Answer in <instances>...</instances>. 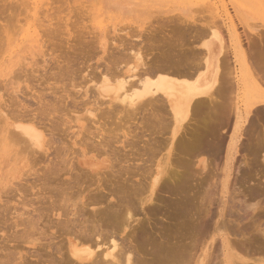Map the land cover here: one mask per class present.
I'll return each instance as SVG.
<instances>
[{
	"label": "bare ground",
	"instance_id": "1",
	"mask_svg": "<svg viewBox=\"0 0 264 264\" xmlns=\"http://www.w3.org/2000/svg\"><path fill=\"white\" fill-rule=\"evenodd\" d=\"M15 1H20V0H15ZM62 1V0H61ZM93 1V0H92ZM128 1V2H127ZM130 1L131 0H126V1H124V0H113V7H114V9H117V8H124V9H133L132 8V6H131V4H130ZM0 2H2V1H0ZM3 2H6V3H3V5L4 4H6L5 6L7 7V4H9V2L6 0V1H4L3 0ZM26 2V1H25ZM25 2H23V4L25 3ZM51 2H53V1H51ZM56 3H60V1H55ZM82 2V1H81ZM134 2V1H133ZM12 4H13V2H11ZM28 1L25 3L26 5H27V7H28ZM54 3V2H53ZM62 3L63 2H61V5H62ZM96 3H97V0H96ZM12 4H10V6L8 7V8H10L11 7V9H13L14 11H17V12H19L18 14H20V11H23V10H21L20 9V7H19V5L17 6V7H19V8H17V9H20V10H16V8H12V6L13 7H15L17 4L16 3H14L13 5ZM19 4H20V2H19ZM46 4V3H45ZM52 4V3H51ZM65 4V3H64ZM64 4H63V6H64ZM84 4V3H83ZM110 5V1L108 0V1H106V6L107 5ZM135 4V3H134ZM12 5V6H11ZM25 5V6H26ZM49 5H50V3H49ZM54 5H55V3H54ZM108 5V6H109ZM5 6H3V7H5ZM107 6V7H108ZM134 6V5H133ZM137 6V5H136ZM2 7V8H3ZM56 6H54V8H55ZM58 7V6H57ZM86 7H88V6H86ZM96 7V6H95ZM234 7L235 8H237V9H239L238 7H237V5L236 4H234ZM22 8V7H21ZM59 9H61V7H58ZM64 8V7H63ZM68 8V7H67ZM85 8V7H84ZM4 9V8H3ZM2 9V10H3ZM56 9V8H55ZM104 9V8H103ZM2 10H0V13L1 12H6V10H7V8H5V10L4 11H2ZM54 10V9H53ZM57 10V9H56ZM63 10V9H62ZM83 10H87L86 8L85 9H83ZM82 10V11H83ZM8 12H9V10H7ZM10 11H12V10H10ZM13 11V12H14ZM61 11V10H60ZM5 12L4 13H2V14H4L5 15ZM7 12V13H8ZM12 12V13H13ZM16 12V13H17ZM25 12V11H24ZM46 12V11H45ZM55 12V11H54ZM53 12V13H54ZM59 12V11H58ZM84 12V11H83ZM82 12V13H83ZM11 13V12H10ZM16 13H14V16H12V19L10 20V18H9V13L8 14H6L8 17V19L10 20V21H12L14 18L13 17H15V18H17L16 17ZM22 13V12H21ZM43 13V12H42ZM48 13H49V11H48ZM56 13V12H55ZM61 13V12H60ZM90 13V12H89ZM2 14H0V16L2 15ZM23 14H25V13H23ZM23 14H20V16L22 15L23 16ZM51 14H52V12H51ZM50 14V15H51ZM59 14V13H58ZM3 15V17L5 18V16ZM11 15H13V14H11ZM42 15V14H41ZM77 15H79V14H75V17H77ZM90 15V14H89ZM25 16V15H24ZM27 16V15H26ZM49 16V15H48ZM56 16V15H55ZM54 16V17H55ZM60 16H61V14H60ZM79 16H81V15H79ZM78 16V17H79ZM86 16V15H85ZM3 17H1L2 18V20H4L3 19ZM22 18V17H21ZM88 18V17H87ZM6 19V18H5ZM59 19V18H58ZM58 19H57V21H58ZM60 19L62 20V18L60 17ZM60 19H59V21H60ZM80 19V18H79ZM82 19V18H81ZM85 19V18H84ZM83 19V20H84ZM9 20H7V22L8 23H13L14 22V20L16 21L17 19H14L13 20V22H10ZM38 20V19H37ZM55 20H56V18H55ZM76 21H78V19L76 18L75 19ZM91 20V19H90ZM178 20L179 19H177V22H178ZM190 20V19H189ZM189 20H187V21H184L185 23H183V25H188V23H189ZM5 21V20H4ZM17 21H19V17H18V20ZM76 21H75V23H76ZM89 21V20H88ZM169 21V20H168ZM172 21V20H171ZM193 21H194V19H193ZM196 21V20H195ZM20 22L22 23V21L20 20ZM54 22V21H53ZM52 22V23H53ZM72 22V21H71ZM174 23L176 22V21H173ZM183 22V21H182ZM187 22V23H186ZM17 23V22H16ZM55 23V22H54ZM53 23V24H54ZM57 23V22H56ZM59 23V22H58ZM79 23H81V22H79ZM87 23V22H86ZM190 23L192 24L193 22L192 21H190ZM196 23H197V21H196ZM7 24V23H6ZM6 24H4V25H6ZM11 24H9L8 25V28H11L10 27V25ZM14 24V23H13ZM20 24V23H19ZM18 24V25H19ZM48 24V23H47ZM46 24V25H47ZM78 24V23H77ZM164 24V23H163ZM162 24V25H163ZM171 24V23H170ZM169 23H167V25H169L170 27H171V25H170ZM245 24H248L247 22H245ZM17 25V24H16ZM23 25V24H22ZM26 25V24H25ZM40 24H38V26H39ZM63 25V24H62ZM61 25V23H60V25H58L57 27H59V26H62ZM72 25V24H71ZM75 25V24H74ZM83 25H85V23L84 24H82V26ZM162 25H160V26H162ZM179 25V24H178ZM192 25H194V24H192ZM191 25V26H192ZM206 25V24H205ZM213 25V24H212ZM13 26V25H12ZM43 26H45V25H43ZM48 26L49 25H47L46 26V28H48ZM166 26V25H165ZM175 26V25H174ZM173 26V27H174ZM191 26H189V28L191 27ZM195 26V25H194ZM192 26L191 28L192 29H194V28H198V26ZM211 26V25H210ZM215 26V25H214ZM249 26V25H248ZM14 27H15V25H14ZM74 27V26H73ZM79 27V26H78ZM83 27H85V26H83ZM162 27H164V26H162ZM173 27H172V30H170L171 32L173 31ZM176 27H179V26H176ZM176 27H174V28H176ZM180 27H182V24L180 25ZM180 27L178 28V31H177V28H176V31L175 32H180ZM207 27H208V25H207ZM215 27H217V26H215ZM1 28H2V24H1ZM1 28H0V33H1ZM46 28H44L45 29V37L46 36H49V34H51L50 32H49V29H48V31L46 30ZM50 28V27H49ZM63 28V27H62ZM76 29H77V27H75ZM165 28V27H164ZM183 28V27H182ZM184 28H186L187 29V27H185L184 26ZM189 28H188V30H187V32L189 31V35L186 33V31H185V33H186V35H184V36H186V37H190V34H191V36L192 35H194V34H192L193 32H194V30H192L191 32H190V30H189ZM196 28V29H197ZM202 28H204V27H202ZM251 28H252V26H251ZM58 29H60V28H58ZM57 28H56V30H58ZM166 29V28H165ZM164 29V30H165ZM185 29V30H186ZM201 29V28H200ZM200 29H197L196 30V32L198 31V30H200ZM211 29H215V28H212L211 27ZM11 30H12V28H11ZM43 30V29H42ZM75 30V29H74ZM73 30V31H74ZM80 30V29H79ZM184 30V29H183ZM201 30H203V29H201ZM200 30V31H201ZM206 30V31H205ZM205 30L203 31L204 33H206V32H208L207 31V29H206V26H205ZM253 30V29H252ZM35 31V30H34ZM51 31V30H50ZM53 31V30H52ZM59 31L60 30H58V34H59ZM75 31H77V30H75ZM199 31V33L200 34H198V33H196L194 36H196L197 37V35L199 36V35H201L202 36V34L204 35V33L203 32H200ZM220 31V30H219ZM46 32H48V33H46ZM162 32V31H161ZM164 32V31H163ZM175 32H174V35H175ZM210 32V31H209ZM38 33V32H37ZM37 33H35V34H37ZM79 33H80V31H79ZM173 33V32H172ZM181 33V32H180ZM254 33V32H253ZM48 34V35H47ZM163 34V33H162ZM178 34L179 33H177V36H178ZM210 34V33H209ZM1 35H2V33H1ZM0 35V36H1ZM67 35V34H66ZM137 35V34H136ZM164 35V34H163ZM170 35H172L171 33H170ZM170 35H168V37L170 36ZM173 35V36H174ZM181 35V37L180 36H178V37H180V38H178V40L180 39V42L178 43V47L180 46L179 44H181V48L180 49H176L177 48V43H176V41H175V36L173 37V39H174V41L173 42H175L174 44H173V42H170V46L172 45H174L175 46V48L174 47H168V53H167V55H166V53H165V55L164 54H162L161 52L163 51H161L160 53L162 54V56L164 57V58H162V59H160L159 57H157V56H155V57H157L156 59H160V60H156L155 59V57H152L153 59H155L156 60V62H155V60H154V64H155V66H156V69L159 71V73L157 74V75H155V74H152L151 73V75H152V77H150L151 75H147V74H150L148 71L149 70H151V67H153V65L151 66L149 63L147 64V61L145 62L144 60L142 61V65H141V67L143 66V68L141 69H136L137 71H135V73H136V75H138L139 73V70H145L144 72H148V73H146V76L145 77H142V75L140 74V78H139V80H136V78L134 79V81L136 82V81H138V82H136V83H138L139 84V87H135V88H133L134 87V85L132 84V83H134L135 84V82H133V80H132V83L130 82L131 81V79L129 80V78H130V76L129 75H127L126 73V75L127 76H129V77H122V78H120L118 81H115V80H113V79H110L109 78V75L111 74H109L108 75V69H107V71H103V74H104V72H106L107 74L106 75H103L102 77H101V75L99 74V77L101 78V80H100V78H98V75H96L95 76V78H96V81H94V82H97L98 81V79L100 80V83L97 85V84H94L93 86L96 88L97 87V89H98V91H99V94L101 95V96H105L106 94H107V96H109L110 95V93L111 92H113L114 94H115V98L114 99H119L123 104H125L126 106H125V108H124V110L126 109V108H128L127 107V105H129V107L130 106H132V108H131V111H129V109L130 108H128V109H126L127 111H125V113H123V112H121L122 114H123V116H124V114H126V112H127V114L129 115V114H133V115H136V114H138V113H136V109H138V108H144L143 110H140V111H144L145 110V107H144V105H143V103H145V102H152V101H154V105L156 106V104H157V110L158 111H160L159 110V108H161V110H163L162 111V113H160L159 114V112H156L155 110L153 111L154 113H152L151 112V109H156V107H154V105L153 106H146L147 107V109L146 110H148V108H150L149 110H150V112H148V111H146V112H148L147 114L148 115H144L146 112L144 111L142 114L144 115V118H143V121L144 122H142V120H141V122L142 123H144L146 126V128L149 130V128H152V129H154L155 127H154V125H156L157 123V127L156 128H158L159 126V123H160V125L162 124V120L164 119V120H167L168 121V114H170V117H171V119H172V121L171 122H174V124H175V127L172 129V142L170 143L171 144V147H169V148H171V150H172V146H174L175 148L177 147V149L179 148V149H181V152L182 151H187L188 153H197V155H199V157H201V158H196V161L199 163L198 165H200L201 166V168L204 170L205 168H206V166H207V161H206V158L205 157H202V156H209V157H211V158H214L215 156H218V155H220L219 157H221L222 155H221V150H223V146H225L224 144H223V142L225 141V138H227L226 136H228V134H226V132L228 133V131H230V128H229V130H228V125L227 124H231L232 122V120L234 119V132L230 135V142H229V144H228V146H227V151H228V155H230L231 157V159H233L234 157H238L239 156V154L243 151H241V149L244 147H247V146H245V145H249V148L248 149H250L251 148V150L249 151V152H251L252 150H254V149H256V151L257 150H261L262 151V159H260L261 157H258L259 158V160H262L261 162V164L262 165H264V119H262V117H264V72H263V70H264V47H262L261 45H263L264 44V40H263V37H262V35H261V37H260V35H259V33H257L256 32V34H253V36H257V38L259 39V40H261V47H258V48H261L262 49V51H261V49H260V51H258L257 50V48L256 49H254V50H257L258 52H256L257 54H260L259 52H261V54H260V59L257 57V56H255V55H253V54H251V55H253L252 57H257L258 59H256V58H252V57H250L251 55H250V51H252V50H250V51H246V49H244V47H243V45H244V43L242 44V41L240 40V39H238L237 37L235 38V41H234V44L236 45V50L238 49V51L236 52V59L238 60V61H240L241 62V64H242V66L246 69V71H245V73H244V75H245V77L243 78V79H238L237 77H235V78H237L238 80H236V81H233V82H231V81H229V82H227V79H225V78H227V76H223L224 75V69L222 68V67H224L223 65H222V67H220V69L221 70H223V71H220L221 72V74H223L222 76V78H224L223 79V81H222V78H221V76H220V78H218L217 77V74H215L214 76H213V78L212 79H207L206 77H204L201 73H199V75L194 79V80H188V79H185V78H178L177 76H176V74H174V71H176L177 70V68H179L180 66H181V68L179 69L180 70V73H182V74H184V75H186V74H188L189 73V75L188 76H186V77H188L189 78V76H190V70H187V71H184L187 67L189 68V66L192 64L190 61L189 62H186V61H188L189 60V56H185V57H189L187 60L185 59V57H183V56H181V54H185V52H187V50H186V48L184 47L185 45H187V44H189V42H190V44L189 45H187V47L188 46H190L191 47V49H192V43L191 42H193V41H188V43H187V40H188V38H186V40L184 39V38H182V35H183V31H182V33L180 34ZM206 35H208V34H206ZM212 35L215 37V38H220V33L218 32V31H216V30H214L213 32H212ZM6 36V35H5ZM4 35L3 36H1L0 38V40L1 41H3V43H4V40L5 41H7V39H8V36L7 37H5ZM40 36V35H39ZM43 36V35H42ZM77 36H79L80 37V34H78ZM82 36V35H81ZM177 36H176V39H177ZM183 36V37H184ZM193 36V37H194ZM34 37H35V35H34ZM53 37V36H52ZM76 37V36H75ZM75 37H74V39H75ZM155 37V36H154ZM167 37V36H166ZM165 37V38H166ZM167 37V38H168ZM196 37H194V39H192V40H195L196 39ZM203 37V36H202ZM201 37V38H202ZM205 37V36H204ZM203 37V38H204ZM212 37V36H211ZM239 37V36H238ZM4 40H3V39ZM38 38V37H37ZM49 38H51V35H50V37ZM55 38H56V36H55ZM124 38V37H123ZM150 38V37H149ZM156 38V37H155ZM154 38V39H155ZM164 37H163V39L162 40H164L165 39ZM182 38V39H181ZM197 38H199V40H196L197 41V43L201 40L200 39V36L199 37H197ZM206 38V37H205ZM241 38V37H240ZM40 39H41V37H40ZM53 39V38H52ZM57 39V38H56ZM55 39V40H56ZM80 39V38H79ZM172 39V38H171ZM183 39H184V42H183ZM252 39H254V38H252ZM73 40V39H72ZM150 40V39H149ZM168 40V39H167ZM170 40V39H169ZM169 40H168V42H169ZM203 40V39H202ZM224 40V39H223ZM251 40V39H250ZM35 41V40H34ZM40 41V40H39ZM54 41V40H53ZM57 41V40H56ZM56 41L55 42H53V43H51V44H55L56 43ZM73 41H75V40H73ZM80 41V40H79ZM151 41V46H153L152 45V41H153V39L152 40H150ZM165 41H166V39H165ZM164 41V42H165ZM172 41V40H171ZM182 41V42H181ZM219 41V40H218ZM222 41V40H221ZM227 41V40H226ZM252 41V40H251ZM251 41H249V42H251ZM38 42V41H37ZM52 42V41H51ZM76 42H77V40H76ZM82 42V41H81ZM124 42V41H123ZM157 42V41H156ZM160 42H162V44H164L163 43V41H161L160 40ZM201 42V41H200ZM224 42H225V40H224ZM227 42H229V40L227 41ZM0 43V46H2V47H4V44H6V43ZM75 43V42H74ZM109 43V42H108ZM141 43V42H140ZM182 43H184V44H182ZM196 43V42H195ZM210 43H212V42H210V41H208V42H204L203 43V46L206 48V50L208 49L209 51H210ZM3 44V45H2ZM57 44H58V42H57ZM110 44V43H109ZM223 44H225V43H223ZM10 45V44H9ZM47 45H48V43H47ZM79 46L81 45V43L80 44H78ZM131 45V44H130ZM129 45V46H130ZM222 45V44H221ZM226 45L228 46L229 44L227 43V44H225V47H226ZM56 46V45H55ZM76 46V43H75V45H74V47ZM128 46V47H129ZM194 46V45H193ZM223 46V45H222ZM233 46V45H232ZM2 47H0V51H2ZM10 47V46H9ZM8 47V48H9ZM84 47V46H83ZM119 47V46H118ZM135 47V46H134ZM150 47V46H149ZM162 47H163V45H162ZM164 47H165V45H164ZM190 47H188L189 49H190ZM195 47V46H194ZM224 47V48H225ZM234 47V46H233ZM4 48H6V47H4ZM76 48V47H75ZM126 48H127V46H126ZM135 48H137V45H136V47ZM147 48V47H146ZM166 48H167V46H166ZM166 48L164 49V51L163 52H167V51H165L166 50ZM223 48V47H222ZM37 49V48H36ZM48 49V48H47ZM82 49V48H81ZM83 49H85V48H83ZM110 49V48H109ZM139 49V48H138ZM144 48H140L139 50H143ZM153 49V48H152ZM163 49V48H162ZM190 49V51H192V55H194L193 53H195V52H193V50H191ZM200 49V48H199ZM75 50V49H74ZM88 50V49H87ZM87 50H85V51H87ZM104 50H105V48H104ZM111 50V49H110ZM132 50H133V48H132ZM138 50V51H139ZM175 50H177V52L175 53ZM186 50V51H185ZM197 50V51H196ZM201 50H203L202 48H201ZM201 50H198V48L196 49L195 48V51L197 52V56H198V51L200 52ZM205 50V49H204ZM232 50V49H231ZM5 51V50H4ZM40 51V50H39ZM45 51V50H44ZM90 51V50H89ZM92 51V50H91ZM114 51V50H113ZM112 51V52H113ZM144 51V50H143ZM189 51V52H190ZM209 51H206V52H209ZM220 51V50H219ZM222 51V50H221ZM225 51H227L228 52V49H227V47H226V50ZM78 52V51H77ZM82 52H84V51H82ZM111 52V53H112ZM115 52H117V51H115ZM115 52H113L112 53V56H114L113 54L115 53ZM134 52H135V50H134ZM133 52V53H134ZM137 52V51H136ZM146 52V51H145ZM159 52V51H158ZM157 52V53H158ZM202 52V51H201ZM200 52V53H201ZM4 53V52H3ZM7 53V52H6ZM41 53H43V51L41 52ZM47 53V52H46ZM118 53V52H117ZM133 53H131L132 54V57H135V58H137V57H139V58H141V53L140 52H137L135 55L136 56H133ZM156 53V54H157ZM177 53H179V55L177 54ZM191 53V52H190ZM190 53H187V55H189ZM203 53V52H202ZM0 54L2 55V53L0 52ZM77 54V53H76ZM81 54V53H80ZM84 54V53H83ZM107 54H109V53H107ZM122 54H123V52H122ZM131 54H127V55H131ZM161 54H159V55H161ZM196 54V53H195ZM217 54H218V52H217ZM223 54H225L226 55V52L224 53L223 52ZM222 54V55H223ZM47 55H48V53H47ZM88 55V54H87ZM94 55V54H93ZM124 55V54H123ZM145 55V54H144ZM192 55H190V56H192ZM201 55V54H200ZM200 55H199V57H198V59L200 60V58L201 57H203V55L205 56L206 54H203L201 57H200ZM208 55V54H207ZM250 55V56H249ZM7 56V55H6ZM51 56V55H50ZM80 56V55H79ZM86 56V55H85ZM115 56H116V54H115ZM121 56V55H120ZM147 56L148 55H146V56H143V57H146L147 58ZM161 56V57H162ZM179 56V57H178ZM224 56V55H223ZM226 56H228V57H225V60L224 61H226L227 59V63L228 62H230L229 61V59L231 60V58H229L230 56H229V53L226 55ZM44 56H42V58H43ZM68 57V56H67ZM76 57V56H75ZM89 57V56H88ZM88 57H86V58H88ZM91 57V56H90ZM107 57V56H106ZM105 57V58H106ZM108 57H109V55H108ZM117 57V56H116ZM119 57V56H118ZM117 57V58H118ZM176 57H178L177 59H176ZM180 57H183L184 59H181ZM193 57H195V55L194 56H192V59L191 60H193ZM207 57V56H206ZM33 58V57H32ZM120 58V57H119ZM127 58H130V57H127ZM196 58V57H195ZM233 58V57H232ZM250 58H252V59H256L257 61H259L260 62V65H259V67H262L263 69H261L262 71H260V72H262L261 73V75H256L254 78L253 77H249L250 76V72H249V63H250ZM68 59V58H67ZM66 59V60H67ZM70 59V58H69ZM68 59V62L70 61ZM109 58H107L106 60H108ZM121 59H123V57L121 58ZM131 59V58H130ZM150 60H151V58H149ZM153 59H152V62H150V63H153ZM165 61H164V60ZM180 59L182 60L181 62H180ZM197 58H196V60H198ZM220 59H222L223 60V57L221 58V56H220ZM219 59V60H220ZM36 60H38V59H36ZM87 60V59H86ZM111 60V59H110ZM120 60V59H119ZM125 60V59H124ZM184 60H186L185 62H184ZM195 60V61H196ZM211 60V59H210ZM218 60V61H219ZM113 61V60H112ZM117 61V60H116ZM129 61V60H128ZM157 61H161V63L159 64V62L157 63ZM162 61H164L163 63H162ZM195 61H193L194 62V64L195 63H197V62H195ZM201 61V60H200ZM198 62L197 63V65H199V63H201L202 61H203V58H202V61L201 62ZM209 61V58H206L205 59V62H208ZM217 61V62H218ZM224 61H222V64H226V62L225 63H223ZM256 61V62H257ZM35 63L34 64H36V63H39V62H36V61H34ZM67 62V63H68ZM114 62V61H113ZM120 62V61H119ZM125 62V61H124ZM126 62H127V60H126ZM141 62V61H140ZM182 64L183 62H184V64L185 63H189L190 65H188V66H186V64H185V66H186V68L183 70L182 68V65H180V63ZM214 62V61H213ZM237 62V61H236ZM256 62H254L253 64L254 65H256ZM73 63V62H72ZM111 63V62H110ZM114 63H116L117 64V62H114ZM113 63V65H115ZM120 63H122V61L120 62ZM129 63V62H128ZM134 63H135V61H134ZM165 63V64H164ZM76 64H77V61H76ZM126 64V63H125ZM183 64V65H184ZM215 64V63H214ZM218 64H220V63H218ZM69 65V64H68ZM67 65V66H68ZM103 65V64H102ZM101 65V66H102ZM129 65V64H128ZM204 65V63H202V64H200L199 65V68L200 67H202ZM37 66H38V64H37ZM77 66V65H76ZM111 66V65H110ZM116 67H117V65H115ZM119 66V65H118ZM123 66H124V64H123ZM125 66H127V65H125ZM130 66V65H129ZM129 66H127V67H129ZM131 66H133L132 64H131ZM130 66V67H131ZM154 66V67H155ZM218 66V65H217ZM23 67H24V65H23ZM70 66H68V68H69ZM72 67H74L73 65H72ZM115 67V71L113 70V72L114 73H112V74H118V72H116V71H118V69H120L119 67H118V69ZM120 67H121V65H120ZM126 67V68H127ZM195 67H196V65H195ZM204 67V66H203ZM209 67V66H208ZM207 67V68H208ZM253 67V66H252ZM258 67V66H257ZM63 68V67H62ZM66 68V71H67V67H65ZM122 69H123V67H121ZM133 68V67H132ZM187 68V69H188ZM190 68H191V66H190ZM193 68V67H192ZM196 68H198V66L196 67ZM199 68L198 69H196V71L197 70H199ZM215 68V67H214ZM60 69H61V67H60ZM73 69V68H72ZM72 69H70L71 70V72L73 73V71L75 70H73L72 71ZM92 69H94V68H92ZM109 69H110V67H109ZM117 69V70H116ZM121 69V70H122ZM149 69V70H148ZM156 69H154V72H156L155 70ZM34 70H35V68H34ZM34 70H32L33 72H34ZM36 70H37V67H36ZM63 70H64V68H63ZM104 70H105V68H104ZM112 70H110V72H112ZM121 70H119V72H122ZM152 70H153V68H152ZM179 70H177V71H179ZM181 70H183L182 72H181ZM208 70V69H207ZM215 70V69H214ZM251 70V69H250ZM256 70V69H255ZM254 70V71H255ZM260 70V69H259ZM31 71V72H32ZM68 71H69V69H68ZM93 70H91V72H92ZM97 71V70H96ZM193 71V70H192ZM205 71H206V69H205ZM257 71V70H256ZM16 72V71H15ZM18 72V71H17ZM29 72H30V70H29ZM28 72V73H29ZM63 72V71H62ZM94 72V71H93ZM128 72V71H127ZM150 72H153V71H150ZM173 72V74H171ZM194 72H195V70H194ZM193 72V73H194ZM214 72V71H213ZM218 72V71H217ZM244 72V71H243ZM253 72V71H252ZM18 73H21V72H18ZM60 73V72H59ZM68 73V72H67ZM88 73V72H87ZM95 73V72H94ZM93 73V74H94ZM99 73H101L102 74V72H99ZM179 73V72H178ZM192 72H191V75L193 74ZM17 74V73H16ZM61 74V76H63L62 74L63 73H60ZM70 74V73H69ZM74 74V73H73ZM72 74V75H73ZM91 74V73H90ZM89 74V75H90ZM111 74V75H112ZM116 74V75H117ZM120 74H122V73H120ZM134 74V73H133ZM195 75H196V73H194ZM212 74V73H211ZM220 74V75H221ZM255 74H259V72H255L254 73V75ZM263 74V75H262ZM19 75V74H18ZM28 75V74H27ZM35 75V74H34ZM92 75V74H91ZM108 75V76H107ZM114 75H112V76H110V77H112V78H115L114 77ZM153 75H155V76H153ZM181 75V74H180ZM179 75V76H180ZM21 76V75H20ZM19 76V77H20ZM29 77H30V75H28ZM27 76V78H29ZM38 76V75H37ZM60 76V75H59ZM67 76V75H66ZM119 76V75H118ZM117 76V77H118ZM123 76V75H122ZM133 75L131 74V77H132ZM237 76V75H236ZM31 77H33V76H31ZM35 77V76H34ZM69 77V76H68ZM72 77V76H71ZM89 77H91V76H89ZM120 77V76H119ZM118 77V78H119ZM133 77H136V76H133ZM137 77H139V76H137ZM180 77H182V75L180 76ZM240 77V76H239ZM92 78V77H91ZM95 78L94 79H92V80H95ZM98 78V79H97ZM191 78V77H190ZM193 78V77H192ZM26 79V78H25ZM27 80V79H26ZM90 80V79H89ZM226 82H225V81ZM1 81V80H0ZM114 81V82H113ZM30 82H31V80H30ZM84 82H85V80H84ZM98 83V82H97ZM133 85V87H131ZM225 85H227V86H229V88L230 87H234L235 88V90H237L238 91V93H237V95H236V100L234 101L233 99V93L235 92V90L233 91V89L232 88H230L232 91H231V94L229 95L230 96V101L229 102H232L231 100H233L234 102H232V105L231 106H229V107H227V103L228 102H225L226 104H223V102L221 101V99L218 97V91H219V89L220 88H222L223 86H225ZM74 86V85H73ZM136 86V85H135ZM90 87V86H89ZM1 88V87H0ZM33 88V87H32ZM224 88H226V87H224ZM22 89V88H21ZM92 89H93V91H94V88L92 87ZM23 91V90H22ZM69 91V90H68ZM88 91V90H87ZM40 92V91H39ZM89 92V91H88ZM96 91H94V93H95ZM229 92V91H228ZM17 93V92H16ZM25 93V92H24ZM72 93V92H71ZM41 94V93H40ZM42 94H44L43 92H42ZM55 94V93H54ZM69 94V93H68ZM98 94V95H99ZM227 93H225V95H226ZM45 95V94H44ZM65 95V94H64ZM77 94H75V96H76ZM227 95V96H228ZM36 96V95H35ZM40 96V95H39ZM47 96V95H46ZM61 96V95H60ZM74 96V95H73ZM75 96H74V98H75ZM78 96V95H77ZM227 96H225V99H226V97ZM228 96V97H229ZM235 96V95H234ZM18 97V96H17ZM44 96H42L41 98H43ZM59 97V96H58ZM79 97V96H78ZM224 97V96H223ZM72 98V97H71ZM81 98V97H80ZM101 98V97H100ZM105 98H107V97H105ZM105 98H103V99H105ZM233 98V99H232ZM38 99H40V98H38ZM44 99V98H43ZM47 99V98H46ZM77 99V98H76ZM203 99H206V100H208L209 102H208V104L207 105H203ZM45 100V99H44ZM43 100V101H44ZM58 100H60V98L58 99ZM106 100V99H105ZM40 101V100H39ZM74 101V100H73ZM72 101V102H73ZM87 101V100H86ZM107 101H108V98H107ZM116 103H117V101L116 100H114ZM158 102V103H160V104H158V103H156L155 104V102ZM227 101V100H226ZM12 102H13V100H12ZM18 102V101H17ZM20 102V101H19ZM22 102V101H21ZM38 102V101H37ZM49 102V101H48ZM83 102V101H82ZM104 102H106V101H104ZM109 102V101H108ZM120 102V103H121ZM148 102H147V104H148ZM40 103V102H39ZM47 103V102H46ZM52 103H53V101H52ZM61 103V102H60ZM115 103V104H116ZM121 103V104H122ZM10 104H12V103H10ZM14 104V103H13ZM18 104V103H17ZM20 104V103H19ZM42 104V103H41ZM47 104H49V103H47ZM51 104V103H50ZM56 104H57V100H56ZM75 104V103H74ZM85 104H86V102H85ZM113 104H114V102H113ZM114 104V105H115ZM136 104H138V105H136ZM15 105V104H14ZM22 105V104H21ZM25 105V104H24ZM77 105V104H76ZM76 105H74V106H76ZM79 105V104H78ZM77 105V106H78ZM83 105V104H82ZM111 105V104H110ZM136 105V106H135ZM152 105V104H151ZM159 105V106H158ZM223 105L225 106L226 105V107H223ZM228 105H230V104H228ZM17 106V105H16ZM16 106H14V107H16ZM47 105L45 104V107H46ZM51 106V105H50ZM54 106V105H53ZM53 106H51V107H53ZM60 106V105H59ZM64 106V105H63ZM63 106L61 107V108H63ZM143 106V107H142ZM11 107H12V105H11ZM24 107H26V106H24ZM49 107V106H48ZM51 107H50V109H51ZM56 107V106H55ZM55 107H53V109L55 108ZM154 107V108H153ZM159 107V108H158ZM204 107V108H203ZM21 108V107H20ZM30 108H31V106H30ZM35 108V107H34ZM37 108V107H36ZM41 108V107H40ZM43 108V107H42ZM56 108H58V107H56ZM106 108V107H105ZM112 108V107H111ZM203 108V109H202ZM4 109V108H3ZM14 109V108H13ZM12 109V112L14 111V113H15V110H13ZM49 109V110H50ZM88 109V108H87ZM87 109H85V110H87ZM102 109V108H101ZM123 108H121V111H123L122 110ZM4 110H7V109H4ZM3 110V111H4ZM10 110H11V108H10ZM27 110V109H26ZM31 111H33L32 109H30ZM39 110V109H38ZM38 110H36L37 111V113L35 112V113H32L31 114V111H29L30 112V114H26V113H21V115H19V116H16V115H14V113H13V115L15 116V120H14V116L13 115H11L12 116V118H13V120H14V122L12 123V122H9V117L7 118L6 116L4 117V122H5V124H6V127L5 128H2L1 129V126H0V152H2V151H5V148H9V147H19V149H18V155H20V157L22 158V160L24 159L26 162H27V164L30 166V168H29V170H28V168H26V171L28 170V172H30L29 174L32 176V174L34 175V177L36 176V174L38 173V171L39 170H42V169H46V167H47V169L43 172V171H41L42 173V176H43V179H42V181L43 182H41V183H43V188H45V186H47L45 189H42L43 190V192H44V190H50L51 192H49V195H51L52 194V192H53V195H51L50 197L48 196V198L51 200L52 199V201H51V203L49 202L50 200H47L48 202H49V204L47 203V201H46V203L48 204L46 207H49V205H50V208H52V210L50 211V209L48 208V210L52 213L53 212V215L54 216H56L57 218H58V221H59V226L61 227L62 225V227L61 228H63V231H64V228H68V229H66V230H69V231H67L68 232V234L65 236L64 235V233L66 232V230L62 233L63 235H64V237H66V239H67V241L64 239V237H61V238H63L65 241H66V243H64L63 242V244H62V242L60 243L61 245H59L58 246V248H57V246H56V250H57V252L58 253H60V256H62V257H58V258H60L58 261H60L59 263L60 264H62L61 263V261L62 260H64L65 259V261H67L66 263H70V262H68L69 261V255L70 256H72L73 258H75L76 260V263L75 264H77V263H80V264H135L134 262H133V260H135L133 257V255H134V253L135 252H137L138 251V249H140V248H142V247H140V248H138L139 247V245L140 246H145L146 247V245L147 246H151V249H149L150 248V246H149V248H148V250L147 251H151L152 252V254L154 253V255L156 254V256L158 257V255H159V261L160 262H162L163 264H190L191 263V261H194L193 260V257H197V264H205L206 262H208V258L207 257H212V256H217V257H219L218 256V254H214V255H210V256H208V254H207V249L205 248H203L204 250H203V253L201 254L200 252H199V247H198V244H200V243H198V240L200 241V236H205V235H202L203 234V232L205 233V232H208V230L211 232V238L213 239V240H215V235L216 234H218V236H219V238L221 239V245H219V246H221L220 247V251L218 252L219 253V255L221 254L222 256H220L221 258H218L217 260H219L220 262H221V264H238V262L237 261H242V258H240V257H238L240 254H238V255H236L235 254V252H233L232 251V244H231V242L234 244V240H232L231 242H230V240H229V237H228V235L227 234H225V233H223V232H220V230H221V226H223V228H224V226H230L231 227V225H232V223L234 224V222L235 221H237V220H239V218H241V217H237V214H242V213H240V212H244V213H248L249 212V214H260V217H263L264 215H263V213H262V211H261V209L262 208H260V205L258 204V202H259V197L260 196H263V190H264V184H263V181L261 182V184H263V190H262V195L261 194H259L260 196L257 198V199H255V196L259 193V192H257L258 190H260L261 188H262V185H261V188H259L258 189V187H257V189H254V190H257L256 192L257 193H254V190L251 192V188H253L252 186H251V188L250 189H247V187H245L244 186V188L243 189H247V192H248V190H250L249 191V194L250 193H252V194H248V195H245L246 194V192L243 194V195H245V198H243L242 199V201H241V199H240V201H241V204L239 205V203L237 204L236 202H235V200L234 199H237V198H233V197H230L229 198V195H228V199H229V201L233 198V202L235 203H233V209H231V206H230V209H228L229 211H231V210H233L234 211V208H235V210L237 211H231V212H227L228 214L227 215H229V216H235L234 218L235 219H233V221H232V223L231 222H226V221H228V220H223V218H225V217H228V216H225L226 215V211L224 212V210H223V208H225V206L223 205V207L221 208V206H220V210L219 211H217L218 213H214L216 210H214L215 209V207H212V203H214V202H212V196L214 195V193H213V195L211 196L210 194H211V190L209 189V187L207 188V186H210V185H214V187L212 186V189L213 188H216V186H217V184L215 185V183L217 182V183H219L218 181H216V180H213V181H215V183L214 184H211V183H213V182H211L212 180H211V178H210V180H209V178H207L208 180H209V182H211V183H209V182H206L205 184H204V182H205V176L207 175H210V174H207L206 172V175L204 176V179H200L199 177L200 176H202V174L200 175V176H193V174H195V173H197V172H193V169H189L188 171H191L192 170V172H193V174H192V172H188V173H183L181 176H179V174H180V172H178L179 174H177V173H174L176 170H178V168H176V170H175V165H174V168H173V164H171V166H172V168H170V164L167 162L168 160H169V155H167V160L165 161V166L163 167V168H161L160 169V167H161V164L158 162L157 164H156V169H157V171L155 172L154 170V172L151 170H149L148 169V167H146V165H142V166H144L145 168H147V170H149V171H146V172H148V173H146V172H144L145 171V168H143L141 165V167H139L138 165H137V169L138 170H136L137 172L139 171H141L142 169L144 170L143 172H140L141 174H140V176L141 177H139V178H137L136 176L138 175V173L137 172H134V173H132L131 174V169H132V166H133V164L131 163V161L129 160V155H131L130 157H133L134 158V155H135V152L138 150L137 148V150L135 149V148H129V149H126V150H128V152L130 151V150H134L133 152H131V154L129 153H127L126 151H124L123 153H122V149H120V147L118 148V150H117V146H114V144L113 143H122V148L123 149H125V148H127L128 147V143H127V147H126V145H125V139L127 138V136H129V134L127 133V134H125L124 133V135L123 136H126V138L123 140V139H121V136L119 137V135H120V133L118 132V136L116 135V133L117 132H114V131H116V130H113L112 129V131L110 132L109 130H111V129H109V128H107V129H109L108 131H109V135L112 133L113 134V132H114V134L116 135H114L115 137H113V140H112V142H111V139H112V137L111 136H113L112 134L110 135V136H107V137H109V138H104L103 136H105V134H107V132L106 133H102V135L100 136V137H103L102 139H100V137L97 135V134H94V132H92L93 133V135H97L96 137H99V140H97V139H95V136H93L92 134H91V132L90 131H88V134H91L93 137L92 138H94L93 140H94V142H93V140L91 141V138H90V141H89V139L86 141L85 140V138L87 137L88 138V134H86L87 132V130H89V128L91 127V126H89V127H84V130H83V134H82V141H86V143L84 144V142L83 143H81V141H78V140H80L81 139V137H80V139H78L76 142H75V140H73V144L75 145V144H80L79 145V152H78V154L77 153H73L72 152V149L70 150L71 152H69V153H72V154H74L73 156L72 155H70V154H68L67 153V151H69L68 150V148L70 149V148H72V147H70V145H69V143L67 144V143H65V144H67L66 146L65 145H63L64 147H68L67 148V151L64 149V147H61L62 146V144H60V146L59 147H61V148H59L58 147V145H56L55 146V144H57V142H56V140L58 139V138H56V137H54V134L55 133H57V131L60 129L58 126H54L53 124H56L55 122H53V124H52V121H51V119H52V117H48L47 115H45V116H43L44 115V113L43 112H41V110H40V112L38 111ZM43 110V109H42ZM52 110V109H51ZM61 110H63V109H61ZM82 110V109H81ZM90 110V109H89ZM110 110V109H109ZM136 110V111H135ZM139 110V109H138ZM196 110V112L198 111V113L200 114V110H201V113H207V116H208V114H210V116H209V118L212 116V118H210V119H212V120H210V121H212V122H210L209 121V123L208 124H210V127L208 126V124H207V129H204V131H202V130H199V132H197L198 130L197 129H195L196 127L195 126H197V125H195L196 123H194V122H192L193 124H194V127L195 128H193V126H189L191 123V117H192V114H193V111H195ZM203 110H206L205 112H202ZM8 111V110H7ZM28 111V110H27ZM35 111V110H34ZM53 111V110H52ZM59 111V110H58ZM69 111V110H68ZM67 111V112H68ZM92 111H94V110H90V113H92ZM103 111H104V109H103ZM112 111V110H111ZM114 111V110H113ZM134 111H135V113H134ZM11 111H8L7 112V114L8 113H10ZM23 112H24V110H23ZM28 112V113H29ZM49 112H51V111H49ZM95 112V111H94ZM93 112V113H94ZM105 112V111H104ZM109 112V111H108ZM107 112V113H108ZM115 112V111H114ZM113 112V114H117L116 112L114 113ZM120 112V111H119ZM130 112H132V113H130ZM165 112H167V113H165ZM51 113H53V112H51ZM99 113V112H98ZM101 113H102V111H101ZM99 114V115H103L104 116V118H107V117H109V116H111V118H112V115H109V116H107L108 114ZM106 113V112H105ZM163 113H165L164 115H163ZM18 114H19V112H18ZM17 114V115H18ZM59 115H60V113H58ZM70 114V113H69ZM88 114H89V112H88ZM109 114H110V112H109ZM126 114V116L128 117V115ZM141 114V113H140ZM166 116L167 117V119L166 118H163V116ZM197 114V113H196ZM95 115V114H94ZM114 115V116H115ZM133 115H131V116H129V117H133ZM139 115V114H138ZM142 115V116H143ZM10 116V117H11ZM47 116V117H46ZM62 116V115H61ZM92 116V115H91ZM97 116V115H96ZM107 116V117H106ZM126 116H124V117H122V115H120V117L118 116L117 118H121V121H122V119H124ZM137 116V115H136ZM136 116H134L133 118H135ZM141 116V115H140ZM140 116H139V118H140ZM142 116H141V118H142ZM147 116V117H146ZM161 116V117H160ZM72 117V116H71ZM126 117V118H127ZM129 117H128V119H126V121H125V119H124V121H125V124H126V126H127V124H129L128 125V129H130L129 127H131V125L133 124V122L135 121V120H137L136 118H135V120L132 122V124L130 125V123L128 122L127 123V120H130L129 119ZM198 116H196V118H197ZM201 117V116H200ZM203 117V116H202ZM45 118L47 119V118H49L50 119V122H51V124L49 123V125L47 124V122H46V126L48 125V126H50V125H52V129H50L51 127H46L45 126ZM54 118H55V116H54ZM58 118V117H57ZM61 118V117H60ZM59 118V119H60ZM99 118V117H98ZM98 118H96V120H98L99 121V119ZM103 118V117H102ZM116 118V117H115ZM114 118V119H115ZM116 118V119H117ZM138 118V117H137ZM48 119V120H49ZM109 119V118H108ZM0 120H2V119H0ZM47 120V121H48ZM55 120H58V119H56L55 118ZM78 120V119H77ZM117 120H119V119H117ZM133 119H131V121H132ZM196 120V119H195ZM12 121V120H11ZM94 121V120H93ZM98 121H96V123L98 122ZM107 120H105L104 121V119H103V122H102V128H103V123L105 124V122H106ZM138 121V120H137ZM3 122V121H2ZM59 122H61V121H59ZM58 122V123H59ZM90 122V121H89ZM115 122V121H114ZM118 121H116L115 122V124L117 123ZM157 122V123H156ZM231 122V123H230ZM94 123V122H93ZM118 123H120V120H119V122ZM124 123V122H123ZM141 123V124H142ZM164 123V122H163ZM203 123V122H202ZM207 123V122H206ZM222 124V126L224 127V125L223 124H225V127L222 129V132L220 131V133H218V131H217V128L216 127H218V129H221V125H218V124ZM62 124V123H61ZM90 124V123H89ZM101 124V123H100ZM135 124V123H134ZM138 124H140V122L138 123ZM144 124H142V125H144ZM169 124V125H168ZM172 124V123H171ZM169 122L168 123H166V125H167V127L169 128V127H171L170 125H171ZM173 124V125H174ZM205 124V123H204ZM0 125H1V122H0ZM59 125V124H58ZM106 125H108V123H106ZM105 125V126H106ZM199 125V124H198ZM206 125V124H205ZM218 125V126H217ZM226 125H227V127H226ZM54 126V127H53ZM79 126V125H78ZM111 126V125H110ZM118 124H117V128H118ZM57 127V128H56ZM66 127V126H65ZM70 127V126H69ZM99 127H100V125H99ZM99 127H97V128H95V130L97 129H99L100 130V128ZM108 127V126H107ZM125 127V126H124ZM165 125L162 127V128H164V129H166L167 128ZM189 127H190V129H189ZM198 127V126H197ZM201 127V126H200ZM199 127V128H200ZM203 127V126H202ZM201 127V128H202ZM206 126H204V128H205ZM209 127V128H208ZM229 127H230V125H229ZM10 128V129H9ZM46 128H47V132H48V128L50 129L49 130V132L47 133L46 132V134H45V131H46ZM79 128V127H78ZM88 128V129H87ZM92 128H93V126H92ZM101 128V130H103ZM142 128V127H141ZM146 128H144V126H143V129H146ZM155 128V129H156ZM162 128H160V129H156L157 130V133L159 132V130H160V133H158V134H162V132H163V130H162ZM167 128V129H168ZM200 128V129H201ZM58 129V130H57ZM62 129V128H61ZM105 129H106V127H105ZM104 129V130H105ZM106 129V130H107ZM114 129H116V127L114 128ZM127 129V128H126ZM146 129V130H147ZM154 129V131H146V132H151V133H154L156 130ZM195 129V130H194ZM90 130L91 131H93L91 128H90ZM142 130V129H141ZM169 130V129H168ZM167 130V131H168ZM197 130V131H196ZM56 131V132H55ZM75 131V130H74ZM78 131V130H77ZM128 131V130H127ZM126 131V132H127ZM132 130L130 129V132H131ZM135 131V130H134ZM144 131V130H143ZM162 131V132H161ZM200 131H202V132H200ZM233 131V130H232ZM61 132V131H60ZM80 132V131H79ZM85 132V133H84ZM90 132V133H89ZM96 133H97V131H95ZM145 132V131H144ZM50 133V134H49ZM58 133H59V131H58ZM73 133V132H72ZM76 133H78V132H76ZM132 133V132H131ZM130 133V135H134V137H138V135H136L135 136V134H137V133H132L131 134ZM139 133V132H138ZM151 133H149V135H147V136H149L150 138H152V139H149V143L147 142L148 141V139H147V141L143 138V136H145L146 134H143L142 135V139H144V140H142V141H146V143H145V145H144V148H142L141 150H143L144 149V151H143V153H141V151H140V154H141V157H140V154H139V156L138 157H140L142 160L141 161H144V162H142V163H146L147 161L146 160H143V158H145L144 156L145 155H149V158H148V161H149V159L151 158V163H149V162H147L148 163V165L150 164V166H149V168L150 169H152L153 167H152V164H153V161L155 160H153L152 159V157L154 156V152H155V150L158 148H160V151H161V149H162V147H160V146H157V148L155 149L154 148V145H158V143H156V142H160V141H162V138H166V137H161V136H164V135H159L160 136V138H161V140H159V141H155V143L156 144H152V142H153V139H154V137H155V135H154V137H151L150 135H151ZM164 133V132H163ZM167 133H169V131L167 132ZM68 134H70V132L68 133ZM73 134H75V133H73ZM85 134H86V137H85ZM107 134V135H108ZM142 134V133H141ZM140 134V135H141ZM155 134H156V132H155ZM158 134L156 135V137L158 136ZM224 134H226V136H224ZM48 136V140L47 141H45V137H47ZM51 136V138H50V136ZM56 135V134H55ZM58 135V134H57ZM60 135H62L61 133H60ZM59 135V136H60ZM90 135V136H91ZM166 135V134H165ZM63 136V135H62ZM61 136V137H62ZM159 136H158V138H159ZM13 137H16L17 138V141L14 143V142H12L13 141ZM73 137V136H72ZM76 137H78V136H76ZM85 137V138H84ZM110 137H111V139H110ZM130 137V136H129ZM128 137V138H129ZM13 138V139H12ZM56 138V139H55ZM62 138H65V137H62ZM62 138L61 139H58V140H62ZM115 138V139H114ZM117 138V139H116ZM132 138V137H131ZM158 138H155L156 140L158 139ZM50 139V140H49ZM84 139V140H83ZM104 139V140H103ZM134 139H137V138H133V141H131V142H134ZM154 139V140H155ZM166 139H169V137H167ZM165 139V140H166ZM57 140V141H58ZM64 140V139H63ZM65 140H66V138H65ZM97 140V141H96ZM100 140H103V141H100ZM122 140V141H121ZM127 140V139H126ZM130 140L131 139H129V140H127V142H130ZM151 140H152V142H151ZM164 140V139H163ZM68 141V140H67ZM100 143H99V142ZM104 141H106V143L105 144H101V142L103 143ZM137 140H135V144L137 143H139V142H136ZM167 142H168V140H166ZM245 141H247L246 143L247 144H245L244 145V142ZM19 142H20V146H18V144H19ZM69 142V141H68ZM78 142V143H77ZM92 142V144H89L88 145V143H91ZM95 142H97L98 144H94ZM130 142V143H131ZM151 142V143H150ZM166 142V143H167ZM60 143V142H59ZM62 143V142H61ZM109 143L111 144L112 143V146L111 147H113V150L111 149L110 151H108L111 147L109 146ZM130 143H129V145H130ZM133 143V144H134ZM149 145H148V144ZM162 143H163V141H162ZM134 144V145H135ZM136 144V145H137ZM143 144V143H142ZM150 144L151 145H153V147L152 146H150ZM174 144V145H173ZM227 144V143H226ZM121 145V144H120ZM133 145V146H134ZM135 145V146H136ZM159 145H160V143H159ZM164 144H162V146H163ZM242 145H244V146H242ZM106 146H109L110 148L107 150L106 149ZM131 146H132V144H131ZM138 146V145H137ZM167 146V145H166ZM169 146V145H168ZM116 147V148H115ZM139 147H140V144H139ZM138 147V148H139ZM141 147H143V146H141ZM140 147V148H141ZM156 147V146H155ZM164 147V146H163ZM254 147V148H253ZM106 150H105V149ZM108 148V147H107ZM16 149V148H15ZM74 149H76V148H74ZM119 152V150H120V154L116 151V150ZM156 150V152H157V155H158V151L159 150ZM176 149V150H177ZM248 149H246L247 151H248ZM12 150V149H11ZM14 150V149H13ZM115 150V151H114ZM162 150H164V149H162ZM77 151H78V148H77ZM159 151V152H160ZM173 151V150H172ZM219 151H221V152H219ZM247 151H245V149H244V152H247ZM260 151V152H261ZM13 152V151H12ZM94 152H96V153H94ZM106 152H111V154H112V152H113V156H114V158H115V161L114 162H112V166L114 167V163L117 161L118 163H119V167H118V165H116L115 164V166H117V169L115 170V169H112V170H114L113 171V181L112 180H109V179H106V177L108 178V176H109V178H111L110 176L112 175V170H111V175H106V176H104L103 177V175H101V174H104V173H102V171L100 172V164H101V162H99L98 160H96V158H95V155H97V156H100V154L102 153V154H104V153ZM170 152V151H169ZM174 152H176V151H173L172 153H174ZM180 152V153H181ZM244 152H242L241 154H243ZM254 152H255V150H254ZM253 151H252V153L255 155V158H256V154L254 153ZM258 152V151H257ZM259 152V153H260ZM97 153H99V154H97ZM105 153V154H106ZM116 153H118L117 155H116ZM132 153L134 154L133 156H132ZM138 153H139V151L138 152H136V154L138 155ZM160 153H162V152H160ZM177 153V152H176ZM175 153V154H176ZM187 153V154H188ZM217 153H218V155H217ZM251 153V154H252ZM258 153V154H259ZM5 154H7V153H5ZM89 154H91V155H89ZM110 154V153H109ZM109 154H107L108 155V157L110 158V159H112V156L111 155H109ZM165 154V152L163 151V154H162V156L161 157H165V156H163ZM174 154V155H175ZM185 155H187L186 153H184ZM192 154H189L190 156L192 155ZM240 154V155H241ZM247 154V153H246ZM9 155V154H8ZM136 155V156H137ZM157 155H155V156H157ZM172 155V154H171ZM176 155H179V154H176ZM176 155H175V158H176ZM196 155V156H197ZM225 155V154H224ZM223 155V156H224ZM250 155V154H249ZM1 156V155H0ZM102 156V155H101ZM135 156V158H138V157H136ZM181 156H182V154H181ZM184 156V155H183ZM188 156V155H187ZM190 156H188V158L190 157ZM195 156V157H196ZM213 156V157H212ZM248 156V155H247ZM250 156H252V155H250ZM258 156V155H257ZM259 156H261L260 154H259ZM44 159H42V158ZM147 157V156H146ZM178 157V156H177ZM193 157V159H194V156H192ZM192 157H190V158H192ZM198 157V156H197ZM208 157V158H209ZM240 157V156H239ZM243 157H244V155H243ZM246 157V156H245ZM10 158V157H9ZM134 158V159H135ZM140 158H138V159H135V160H138L139 161V159ZM153 158H155V157H153ZM181 158V157H180ZM183 159L185 158V156L184 157H182ZM181 158V159H182ZM188 158H185L184 160H186V159H188ZM189 158V159H190ZM209 159L210 161V163H212V160L213 159ZM224 158V157H223ZM251 158V157H250ZM254 158V157H253ZM253 158H252V160H253ZM2 159V158H1ZM12 159V158H11ZM101 159H103V158H101ZM105 159V158H104ZM158 159V158H157ZM172 159H173V157H172ZM188 159V160H189ZM216 159V158H215ZM215 159L213 160L214 162V164L216 163L215 162ZM246 159V158H245ZM14 160V159H13ZM37 160H39L38 162L39 163H41L42 161L41 160H43L44 162L45 161H47V160H49V162L48 163H44V164H47L44 168L40 165V167H42V168H40L39 166V170L36 168V169H34L35 167L34 166H36V163L37 164H39L38 162H37ZM131 160H133L132 158H131ZM160 160V159H159ZM163 160V159H162ZM171 160V159H170ZM178 160H179V158H178ZM187 160V161H188ZM195 160V159H194ZM219 160V159H218ZM221 160V159H220ZM251 160V159H250ZM255 160H257L256 161V163L259 161L258 159H254L253 161H255ZM41 161V162H40ZM105 161V160H104ZM129 161H130V163L131 164H129ZM172 161H174V160H172ZM182 161V160H181ZM180 160H179V162H181ZM186 161V162H187ZM190 161L191 162H193L191 159H190ZM237 161V160H236ZM235 161V162H236ZM105 162H107V161H105ZM110 162V163H111ZM134 162V161H133ZM155 162H157V161H154V163ZM162 162V161H161ZM163 162H164V160H163ZM162 162V163H163ZM170 162V161H169ZM175 162H178L177 161V158H176V160H175ZM184 162V161H183ZM186 162H184L185 164H187ZM195 162V161H194ZM194 162H193V165H194ZM220 163L222 162V160L221 161H219ZM252 162V161H251ZM9 163V162H8ZM16 163V162H15ZM21 163V162H20ZM141 162H140V164H142ZM146 163V164H147ZM173 163V162H172ZM190 163V162H189ZM187 164V166H189L190 168L192 167H195V166H193L192 165V163L191 164ZM209 163V164H210ZM213 163H212V166H215V165H213ZM217 163H218V161H217ZM216 163V165H218ZM259 163V162H258ZM257 163V164H258ZM42 164V163H41ZM81 164L82 165H85V166H87L88 167V170H86V169H81L80 171H78V169L77 168H79L80 169V167L79 166H81ZM136 164H138V162H136ZM136 164H135V167H136ZM175 164V163H174ZM179 163H177L176 164V166L177 167H179L180 165H178ZM183 164V163H182ZM224 164V163H223ZM246 164H248L247 163V161H246ZM252 164V163H251ZM251 164L249 165L248 164V169H250V168H253V167H250L251 166ZM260 163H259V166L260 167H262V165H261ZM15 165V164H14ZM79 165V166H78ZM132 165V166H131ZM168 165V166H167ZM191 165V166H190ZM196 165V164H195ZM252 165H256L255 163H253ZM13 166V165H12ZM24 166V165H23ZM22 166V167H23ZM131 166V167H130ZM183 166V165H182ZM219 166V165H218ZM235 166V165H234ZM257 166V169H258V165H256ZM21 167V166H20ZM21 167V168H22ZM103 167V166H102ZM107 167V166H106ZM112 167V168H113ZM134 167V166H133ZM134 167V168H135ZM185 167V166H184ZM198 167V166H197ZM210 167H211V165H210ZM217 166H215V168H216ZM220 167H223V165L221 164V166ZM220 167H218V168H220ZM259 167V168H260ZM114 168H116V167H114ZM139 168H142L141 170L139 169ZM155 168V167H154ZM168 168L170 169L169 171H173L172 173L174 174V176L177 174V176H175V179H174V176H173V179H172V177H171V175H172V173H171V175L169 174V172H168ZM208 168V167H207ZM213 168V167H212ZM235 168V167H234ZM8 169V168H7ZM18 169H19V167H18ZM106 169V168H105ZM173 169V170H172ZM182 168H180V170H181ZM195 169V168H194ZM214 169V168H213ZM213 169H211V171L213 170ZM261 169V168H260ZM262 169H264V167L262 168ZM107 170V169H106ZM109 170H110V168H109ZM109 170H107V171H109ZM179 170V171H180ZM183 170V169H182ZM203 170H197V171H203ZM229 168L228 167H225V173H224V175H222V182H221V185H222V189L223 190H225V189H227V187H228V181H229V177H230V174H229ZM25 171V172H26ZM31 171H33L34 173H32ZM65 171V173L67 174V172L69 173V174H71L72 173V177L74 178V177H76L77 176V178H75L76 180H73L75 183H71L72 181V179L70 180L69 178V180H70V182H68L67 180L66 181H64V179H62L63 177H62V175H63V172ZM73 171H77V174L76 173H74L73 174ZM105 171V170H104ZM107 171H106V173H107ZM133 171V170H132ZM186 171V170H185ZM194 171H196V169L194 170ZM206 171V170H205ZM209 171V170H208ZM217 171V170H216ZM219 171H221V170H219ZM177 172V171H176ZM187 172V171H186ZM198 172V173H199ZM223 171H221V173H222ZM36 173V174H35ZM109 174H110V172H108ZM135 173H137L136 174V176H135ZM181 173H182V171H181ZM201 173V172H200ZM204 173V174H205ZM216 173V172H215ZM214 173V174H215ZM218 173V172H217ZM220 172H219V174L218 175H220L221 174ZM260 173H261V170H260ZM28 174V173H27ZM212 175H214L213 173H211ZM243 174H245V172L243 173ZM262 174L264 175V172H262ZM261 174V175H262ZM21 175V174H20ZM24 175V174H23ZM26 175V174H25ZM24 175V176H25ZM74 175H76V176H74ZM248 174H246V175H243V178L244 177H246ZM29 175H26L25 177H27V178H25L26 179V181L24 182V184L28 181V178H30V176L28 177ZM42 176L40 175V178H42ZM215 176V175H214ZM216 176H217V174H216ZM221 176V175H220ZM220 176H217L218 177V179H220ZM38 177V176H37ZM71 177V178H72ZM85 177V178H84ZM213 177V176H212ZM232 177V176H231ZM36 178V177H35ZM83 179L84 178V180H83V182L84 183H88L85 187H83L82 189L83 190H85V189H87V191H86V193L84 194V196H82L83 197V199L80 201V199L79 200H77V201H80L81 202V206L80 207H78L79 206V203H76V204H74L75 203V200H74V197L75 196H77L78 194L76 193V195L75 196H73L72 194V196H73V200L71 199V198H69V199H71V201H73V203H72V208H70L71 207V203H69V202H71L67 197H64V195L65 196H67L68 195V192H70L71 190L70 189H72V190H74L75 191V187L77 186V187H79L80 188V185L82 186V184H78L79 182H80V179ZM148 178H150L149 180L150 181H147V179ZM198 178V179H197ZM263 178H264V176H263ZM67 179V178H66ZM21 180V179H20ZM33 180H35L34 178H33ZM207 180V181H208ZM247 180V179H246ZM29 181H31V180H29ZM88 181V182H87ZM220 181V180H219ZM243 181V180H242ZM31 182H34V181H31ZM66 182V183H65ZM68 182V183H67ZM81 182H82V180H81ZM230 182V181H229ZM23 183V182H22ZM22 183H21V185H22ZM83 183V184H84ZM209 183V184H208ZM231 183V182H230ZM259 183V182H258ZM15 184V183H14ZM16 184H17V182H16ZM20 184V183H19ZM24 184L21 186V185H19V187H18V185H17V187H15V191L16 192H18L17 194H14V191L12 190L13 189V187L15 186H13V187H11L10 186V188L8 189V190H6L5 188H4V191L6 190L7 191V193H10L11 191L13 192V194L11 195V194H9V195H7V194H4V193H6V192H4L3 193V191L1 192L0 191V193H2V195H4V198L5 197H7V198H5L6 199V201L4 200V202H6L7 203V205L8 206H11V205H9L8 204V202L9 203H12L13 201H9V197H12V199H15L16 197H14L15 195H18L19 193L20 194H23V195H25L26 196V194H25V190L27 189V188H30L31 189V192H33L32 191V189H35V188H37V186L39 187V182L38 183H31V185H29V183H28V187H26L27 185V183L25 184L26 186H24ZM79 186H78V185ZM207 184V185H206ZM220 184V183H219ZM243 184H244V182H243ZM260 184V183H259ZM259 184H257L258 186H259ZM230 185V184H229ZM241 185H242V183H241ZM246 185V184H245ZM254 185V184H253ZM256 185V184H255ZM256 185V186H257ZM3 186V185H2ZM21 186V187H20ZM84 186V185H83ZM205 186H206V188H205ZM218 186H220V185H218ZM243 186V185H242ZM9 187V186H8ZM42 187V186H41ZM250 187V186H249ZM1 188V187H0ZM3 188V187H2ZM211 188V187H210ZM11 189V191L9 192V190ZM161 189H163V190H165L166 189V191H165V193L167 192L168 193V200H166V202H167V204L168 205H170V206H172V208H173V210H172V212L174 213H177V216L178 217H180V218H178V223H179V225H178V233H174V231H173V233H174V238L176 239V241H175V239L173 240L174 242H171L172 241V239H171V237H169L168 235L170 234V233H168L171 229H169V231L167 230V229H165L166 231H168L167 233H164V234H168V235H164V234H162V231H164V230H162V229H164L163 227H162V225H161V227H162V231L160 232L161 234H160V242H159V240H156V238L155 237H153L147 230H145V228H146V226H144L145 228H139L141 231H140V233L139 232H137V234H134L133 235V233H136V232H132L131 230H129V231H131V232H129L130 233V235L132 234L135 238H138V240L140 241V242H138V241H136V242H138L137 244L138 245H136L135 247H137L138 249L136 250V251H134L135 250V248H134V246H131V244H128V242L130 241L129 239L126 241V234L127 233H125L126 231H127V229H131L132 228V222H131V220L133 221V220H135L137 223H135L137 226H138V224L140 225V227H142V224L143 225H145L146 223H145V221H144V223H143V220L146 218V219H148V220H150L151 218H150V216H149V213L145 210V205L147 206V208L148 209H155V208H158L159 206L161 207V202L159 201V203L157 202V199H158V197L160 198V196H162L161 194L160 195H158V191L159 190H161ZM216 189H219V187L218 188H216ZM27 190H29V189H27ZM41 190V188H38L37 190H36V195H38L37 194V191H42ZM46 190V191H47ZM67 190H70V191H67ZM77 190H78V188H77ZM81 190V189H80ZM73 191V192H74ZM213 191V190H212ZM215 191H217V190H215ZM214 191V192H215ZM242 190H240V192H241ZM38 192V193H39ZM42 192V193H43ZM48 192V191H47ZM45 193V194H48V193ZM76 192V191H75ZM85 192V191H84ZM84 192H82V193H84ZM103 192H107V194L109 193L110 195H108V197H107V194H105V193H103ZM228 192H230V191H228ZM26 193H29L28 191L26 192ZM33 193V195H35ZM43 193V194H44ZM51 193V194H50ZM159 193H161V191L159 192ZM236 193V195L239 193H237V192H235ZM30 194V193H29ZM28 194V195H29ZM41 194V193H40ZM67 194V195H66ZM229 194H232V196H235L236 197V195H233V193H229ZM7 195V196H6ZM11 195V196H10ZM14 195V196H13ZM23 195H22V197H23ZM27 195V196H28ZM35 195V196H36ZM70 195V196H71ZM83 195V194H82ZM167 195V194H166ZM166 195L164 194L163 196L164 197H166ZM9 196V197H8ZM19 196V195H18ZM18 196H17V198H18ZM21 196V195H20ZM26 196V197H27ZM40 196V195H39ZM42 196H44V195H41V197L38 199L37 198V196L35 197L38 201H40V200H45L44 198H42ZM79 196H80V193H79V195H78V197H76L77 199L79 198ZM215 196H216V194H215ZM223 196V195H222ZM222 196H220V197H216V199H219V198H221ZM231 196V195H230ZM238 196V195H237ZM240 196V195H239ZM247 196H249V198H250V200L252 199H255V200H251V202L248 200L247 201V199H248V197ZM14 197V198H13ZM44 197H47V196H44ZM69 197V196H68ZM163 197V198H164ZM212 197V198H211ZM244 197V196H243ZM16 198V199H17ZM42 198V199H41ZM215 198V197H214ZM263 198H264V196H263ZM2 199H3V197H2ZM11 199V198H10ZM11 199V200H12ZM23 199H25V200H28V201H24L25 203L26 202H29V201H31V203L33 202V199H31V198H23ZM22 199V200H23ZM29 199H31V200H29ZM223 199V198H222ZM227 199V200H228ZM260 199H262V197H260ZM18 200V199H17ZM160 200V199H159ZM163 200V199H162ZM219 200H221V199H219ZM237 200H239V199H237ZM236 200V201H237ZM15 201V200H14ZM76 201V202H77ZM164 201V204H165V199L163 200ZM218 201V200H217ZM231 201V202H232ZM255 201V202H254ZM37 202V201H36ZM220 202V201H219ZM222 202H224V201H222ZM231 202H229L230 204H232ZM239 202V201H238ZM250 202V203H249ZM252 202H254V204L252 203ZM257 202V203H256ZM15 203V202H14ZM31 203H29L30 205H31ZM34 203H35V201H34ZM43 203H44V201H43ZM43 203H42V205H43ZM163 203V202H162ZM208 203V204H207ZM228 203V202H227ZM4 205H5V207H6V204L5 203H3ZM2 203H1V207L0 208H2V207H4V206H2L3 205ZM19 204H21V207H22V205H23V202H21L20 203V200H19ZM214 204H216V203H214ZM28 205V204H27ZM34 205V204H33ZM32 205V207H33V211L35 210L36 211V209H37V212H38V210H40L41 209V207H40V209H39V207L38 206H36L37 208L36 209H34V207L35 206H33ZM217 205H218V203H217ZM219 205H221V204H219ZM228 205V204H227ZM227 205H226V207H227ZM17 206V205H16ZM16 206L15 207H13V208H16ZM52 206V207H51ZM103 206V207H102ZM164 206V205H163ZM167 206V205H166ZM240 207L239 209H237V207ZM20 207V208H21ZM28 208L29 207V205L28 206H23V208L22 209H24V208ZM31 207V206H30ZM87 207H91L90 209H92V213L91 212H88L89 210H86V209H89V208H87ZM102 207V208H101ZM150 207V208H149ZM210 207H212L213 208V210L214 211H211V209L212 208H210ZM7 208V207H6ZM17 208H18V210H19V207L17 206ZM44 208V207H43ZM80 208V209H79ZM142 208V209H141ZM167 208H168V206H167ZM5 209V208H4ZM4 209H3V211H2V213H1V211H0V216L1 215H4V214H6L5 216H7L9 213H13V212H15V211H9L8 212V210H6L5 212H7V213H4ZM8 209V208H7ZM21 209V210H22ZM32 209V208H31ZM45 209H47V208H45ZM78 209L80 210L79 211V213H78ZM99 209V210H98ZM139 209H141L142 211H143V214H144V216H147V217H144L143 216V218H141V217H137L136 215H138L141 211L139 210ZM170 209V208H169ZM226 209V210H227ZM26 211L28 210V209H25ZM24 210V211H25ZM30 210V209H29ZM158 210H160L159 208L157 209V211ZM166 210V209H165ZM24 211H22L23 213H24ZM25 211V212H26ZM55 211V212H54ZM86 211H87V213L89 214V213H91V214H87L86 213ZM91 211V210H90ZM140 211V212H139ZM156 211V212H157ZM164 211V210H163ZM167 211H169V210H167ZM167 211H165V212H167ZM178 211H179V214H180V216H179V214H178ZM250 211L252 212V213H250ZM36 212V213H37ZM40 213L39 214H42L41 213V210L39 211ZM87 214V217L85 216V219H84V217H83V219H82V222L81 223H79L81 220H80V218L82 217V216H84V214L85 213ZM155 212V211H154ZM154 212H153V214H154ZM159 212V211H158ZM157 212V214H160V213H158ZM172 212L170 213L171 215H172ZM234 213V215H232L233 213ZM235 212L237 213L236 215H235ZM257 212V213H256ZM22 213V214H23ZM30 212L28 211V214H29ZM32 213L33 212H31L30 213V215L31 216H34V217H32V218H35L37 215L36 214H33L32 215ZM35 213V212H34ZM50 213V214H51ZM138 213V214H137ZM164 213V212H163ZM174 213V214H175ZM262 213V214H261ZM26 214V213H25ZM78 214V215H77ZM141 214H142V212H141ZM152 214V215H153ZM167 214H169V213H167ZM166 214V215H167ZM170 214H169V216H170ZM11 215V214H10ZM17 215V214H16ZM15 215V217H17V216H19V215H17L16 216ZM21 215V214H20ZM24 215V214H23ZM23 215H21L22 217H23ZM36 215V216H35ZM91 215V217L92 218H90V219H92V220H89V224H88V222H86V221H88V219H89V216ZM140 215V214H139ZM155 215H156V213H155ZM154 215V216H155ZM161 215V214H160ZM176 215V214H175ZM4 216V217H5ZM29 216V215H28ZM39 216V215H38ZM50 216V215H49ZM73 216H77V217H75V218H77L78 220H76V219H74L73 218ZM81 216V217H80ZM159 216V215H158ZM162 216V215H161ZM168 216V215H167ZM173 216V215H172ZM253 215H248V217H252ZM255 216V215H254ZM258 216V217H257ZM20 217V216H19ZM21 217V218H22ZM62 217L64 218V220L62 219ZM80 217V218H79ZM153 217V216H152ZM160 217V216H159ZM162 217H165V216H162ZM232 217V218H233ZM256 217H257V221H259V220H261V219H263V218H261V219H259L258 220V218H259V215H256ZM255 217V218H256ZM5 218H7V219H9V217H5ZM5 218H2L3 220H1V221H4V219ZM12 218V217H11ZM14 218V217H13ZM24 218V217H23ZM22 218V219H23ZM27 218V219H26ZM26 218L25 219H21L20 220V218H15L16 220L17 219H19L21 222L20 223H18L17 224V222H19V221H15V223H16V227H18L19 226V224H20V226H22V225H24L26 222H27V224L29 225V226H31L32 225V227L31 228H29V226L26 224V225H24L23 227H25V226H28V228L27 229H24V228H22V230L20 229V231H22V232H19V230H18V228H16L15 227V229H17V231H15V232H13V230H12V234L14 233H18L19 235H16V236H21L22 234V236H21V239H22V241H23V238L26 240V243L28 244V245H31V246H35L36 244H37V246H38V243H39V239H38V234L39 233H44V232H46V233H48L46 230H45V228H41L40 227V225H39V228H41L42 229V231H43V229H44V231L43 232H39V231H41V229H37V236L36 235H34L36 232H32V231H30V230H32L34 227L33 226H35V228H37V226L34 224V222H32L33 221V219L30 217L29 219H28V217L26 216ZM37 218V217H36ZM42 218V217H41ZM51 218V217H50ZM55 217H53V219H54ZM57 218H55V219H57ZM158 217H157V215H156V218L154 217V220H155V226L157 225V222H158V219H157ZM172 218H175V220H177V217L175 216V217H171V219ZM231 218V217H230ZM253 219H254V217H252ZM15 219H13V220H15ZM30 219H32V220H30ZM39 219V218H38ZM37 219V220H38ZM43 219V218H42ZM46 219V218H45ZM53 219H52V221H53ZM161 219V218H160ZM159 219V221L160 222H162L163 221V219L162 220H160ZM166 219V218H165ZM169 218L167 217V219H166V221L168 220ZM171 219H169V220H171ZM245 219V218H244ZM6 220V219H5ZM12 220V219H11ZM11 220H7V221H5V225H6V222H8V223H10L11 222V224L12 223H14V221L12 222ZM30 220V221H29ZM37 220H36V222H37ZM44 220V219H43ZM47 220V219H46ZM80 220V221H79ZM154 220L152 219V222H153V224H154ZM157 220V221H156ZM175 220L174 219H172V223L174 224V222H175ZM252 220V219H251ZM250 220V221H251ZM254 220H256V219H254ZM34 221H35V219H34ZM50 222L49 221V223H51V224H48L49 226H51L52 224H54L53 222ZM58 221H56L57 223H58ZM76 221H79V222H76ZM220 221H222V223L220 222ZM253 221V220H252ZM257 221H255V222H257ZM39 222H40V219H39ZM44 222H46V221H44ZM43 222V223H44ZM48 222V221H47ZM55 222V221H54ZM55 222V224H57ZM76 222V223H75ZM85 222L87 223V224H85ZM91 222V223H90ZM131 222V223H130ZM165 221H163L162 222V224H167L168 222H165ZM171 222H170V224H171ZM244 222V220L241 222V223H243ZM261 222V221H260ZM259 222V223H260ZM262 222L264 223V219L262 220ZM14 223V224H15ZM22 223V224H21ZM33 223V224H32ZM79 223V224H78ZM177 223V221H176V224H178ZM221 223V225L219 226V224ZM226 223H228V225H226ZM229 223H231V225L229 224ZM241 223H239V224H241ZM245 223V222H244ZM244 223L242 224V226H244V227H247V225L245 224L244 225ZM253 223H254V221H253ZM252 223V224H253ZM258 223V224H259ZM1 224H3L2 222H0V225ZM11 224H9V226L11 225ZM13 224V225H14ZM54 224V227L53 228H55L56 229V231L58 230V227L56 228L55 226H57V225H55ZM148 224V223H147ZM175 224V225H176ZM248 224V229H247V233H249V231H250V233L252 234V231L254 230V228H256V227H254V225H252V224H249V222L247 223ZM255 224H257V223H255ZM257 224V225H258ZM48 225H46L47 226V228H48ZM69 225V226H68ZM79 225H80V227H79ZM159 225V224H158ZM174 225V226H175ZM235 225H236V223H235ZM233 226L232 225V227L230 228L229 227V229H231V230H229L228 229V227H227V229H228V231H229V234L231 233V235H232V232L234 231V234L237 232V230H235L233 227H236V226ZM249 225H251V226H253L252 228H251V226H249ZM256 225V226H257ZM260 225H262V223H260ZM264 225V224H263ZM2 226H4V224L2 225ZM2 226H1V228L0 229H2ZM9 226H6V228H9ZM12 226V225H11ZM10 226V227H11ZM19 226V227H20ZM66 226V227H65ZM70 226H72V227H70ZM135 226V225H134ZM164 226V225H163ZM167 225H165V227H166ZM241 226V225H240ZM259 226V225H258ZM52 227V226H51ZM70 227V228H69ZM136 227V226H135ZM139 227V226H138ZM153 227H154V225H153ZM160 227V228H161ZM167 227H169V226H167ZM176 227V229H177V226H175ZM239 226H238V224H237V228L236 229H240V227L238 228ZM263 227V226H262ZM4 228H5V226H4ZM5 228V230H6V235H8L9 233H8V231H7V229ZM12 228H13V226H12ZM34 228V229H35ZM50 228V227H49ZM60 228V230H62ZM137 228V227H136ZM148 228V227H147ZM146 228V229H147ZM172 228V227H171ZM243 228V227H242ZM250 228H251V230H250ZM14 229V230H15ZM30 229V230H29ZM149 229V228H148ZM157 228H155V230H156ZM172 229H174V228H172ZM176 229H174V230H176ZM225 229V228H224ZM257 229V228H256ZM255 229V231H254V236L253 237H251V236H248V237H251L252 239H254V237H255V233H256V231H257V235H256V237H258L257 238V241H259V246H257V248H255V247H253V251H255V250H257L258 249V247L260 248V245L262 244H260V240L262 239V237H263V239H264V228H262V229H260V226H259V229L260 230H256ZM8 230H10V228L8 229ZM10 230V231H11ZM29 231V233L32 235H34V236H36L35 238H37V239H35L34 240V238H33V236H30V238H31V240L27 237L28 235H30L27 231ZM118 230H120V231H123L124 233H125V235L126 236H124V237H126V238H121V241L119 240L120 238H119V234L118 233H116V231H118ZM226 230V229H225ZM243 231H244V229H242ZM2 231V230H1ZM9 231V232H10ZM27 232V233H23V232ZM34 231V230H33ZM35 231H36V229H35ZM56 231L55 232H51L52 234H55L56 233ZM59 231V230H58ZM57 231V233H59ZM151 232H152V230H150ZM160 231V230H159ZM165 231V232H166ZM222 231V230H221ZM227 231V232H228ZM232 231V232H231ZM239 231V233L241 234H243V235H247L246 234V232L244 233L243 231H241L240 232V230H238ZM259 231H260V233H262V237L261 236H258L260 233H259ZM4 232V231H3ZM32 232V233H31ZM61 232L62 231H60V233L58 234V238H59V236H61L60 234H61ZM66 232V233H67ZM104 232L106 233V232H108L109 233V235H110V238L108 239V237L106 238V234L104 235ZM128 232V231H127ZM155 232V231H154ZM156 232H158V231H156ZM209 232V233H210ZM216 232V233H215ZM11 233V232H10ZM21 233V234H20ZM129 233H128V235H129ZM172 233V232H171ZM172 233V234H173ZM249 233V234H250ZM259 233V234H258ZM14 234H13V236H14ZM41 234V235H42ZM51 234V235H52ZM171 234V235H172ZM205 234H207L206 236H208L209 237V235H208V233H205ZM233 234V235H234ZM248 234V235H249ZM10 235V234H9ZM8 235V236H9ZM25 235V236H24ZM40 235V234H39ZM40 235V236H41ZM44 235V234H43ZM42 235V236H43ZM50 234H49V236H51ZM243 235H241V236H243ZM12 236V237H13ZM39 236V237H40ZM41 236V237H42ZM173 236V235H172ZM206 236H205V240H206ZM218 236H216V237H218ZM235 236V235H234ZM234 236H232L233 238L232 239H235V242H237V243H240V236H239V238H235ZM0 237H1V235H0ZM2 237H3V235H2ZM6 237V236H5ZM26 237V238H25ZM48 237V236H47ZM53 237H55L54 238V240H56L57 238H56V235H54V236H52L51 238L53 239ZM130 237H132V236H130ZM244 237V236H243ZM248 237H246V240H247V238ZM10 239H11V236L9 237ZM18 238V237H17ZM17 238L15 237V238H13L14 239V241H15V239H16V241H17ZM20 238V237H19ZM18 238V239H19ZM45 238V237H44ZM50 238V240H52ZM104 238H106L107 240H108V242L107 243H109L108 245H107V243L105 242V243H103V244H101V242L102 241H104ZM2 240H3V238H1ZM13 239H11V240H13ZM158 239V238H157ZM240 241H239V240ZM241 239H242V237H241ZM244 239H245V237H244ZM259 239V240H258ZM262 239V240H263ZM7 240V241H6ZM5 241L6 242H9V240L8 239H6ZM10 240V241H11ZM24 240V241H25ZM38 240V242L36 243V241ZM44 240V239H43ZM50 240H48V242L49 243H51V241ZM58 240V239H57ZM60 240V239H59ZM58 240V241H59ZM132 240V239H131ZM136 240V239H135ZM203 240H204V238H203ZM202 240V241H203ZM237 240V241H236ZM256 240V239H255ZM22 241L20 242V244L22 243ZM23 241V242H24ZM40 241H41V239H40ZM58 241H55V243L57 242L58 243ZM60 241H62V240H60ZM59 241V242H60ZM211 241V240H210ZM216 241H218V240H216ZM220 241V240H219ZM252 241V240H251ZM257 241L256 242H252L253 244H251L250 243V241L248 240V244L250 243V245L248 246V244L246 243L245 244V240H243V242H244V245H245V248H246V245H247V247H250L251 248V245L253 246L254 244V246H256V245H258V244H256L257 243ZM5 242V243H6ZM44 241H42V243H43ZM53 242L54 241H52V244H53ZM131 243L133 242L134 243V241H130ZM142 242V244H143V242H144V244L142 245V244H140ZM208 242V241H207ZM242 242V241H241ZM263 242H264V240H263ZM2 243V242H1ZM4 243V242H3ZM11 243V242H10ZM17 243H19L18 241H17ZM42 243H40V244H42ZM202 244H204V242H201ZM216 243H220V242H216ZM8 244V243H7ZM20 244H18V246L20 245ZM44 244V243H43ZM202 244H200L201 245V247H202ZM207 244V243H206ZM241 244V243H240ZM239 244V245H240ZM264 244V243H263ZM2 245V244H1ZM5 245L6 244H4V246H3V248L5 247ZM9 245V244H8ZM8 245H6V246H8ZM14 245V244H13ZM17 244H15V246H16ZM22 245V244H21ZM54 245L55 244H53V248H54ZM96 245V246H95ZM134 245V244H133ZM209 245V244H208ZM214 245H215V243H214ZM234 245H236V243L234 244ZM239 245L237 246V251H238V248H239V251H240V249H241V247H239ZM244 245H240V246H244ZM14 246V247H15ZM18 246H16L15 248L17 249L18 248ZM42 246H47L48 247V245L46 244V242H45V245H41V248H42ZM93 246H95V247H93ZM103 246H106L105 247V249L103 248ZM210 246V245H209ZM209 246H206V247H209ZM219 246H218V248H219ZM2 247V246H1ZM11 248L12 246H8V248ZM50 247H52L51 246V244H50ZM134 249H133V248ZM145 247H143V248H145ZM197 247H198V249H197ZM201 247H200V249H201ZM262 248H263V245L261 246ZM7 248V247H6ZM9 248V249H10ZM30 248V247H29ZM33 248V247H32ZM36 248V247H35ZM35 248H34V251H32V250H30L29 249V251H31L32 253L34 252L38 257H44V255H45V258H46V256H48V258H51V256L49 257V255H46V254H43L44 252H42L41 250H43V249H41L40 250V248H39V246H38V249L40 250V255H41V253L43 254V256L41 255V256H39V252L38 253H36L35 252ZM46 248V247H45ZM45 248H44V250H45ZM96 248H97V250H99L100 248H103L102 250L103 251H101V253H99V251L97 252V250H96ZM141 249V250H139L138 252L140 253V251H142V250H144V249ZM212 248H217V247H212ZM211 248V249H212ZM234 249H235V247H233ZM245 248H243L242 247V250L244 249L245 250ZM255 248V249H254ZM261 248V250H257L258 252L260 251H262V253L264 254V250ZM5 249V248H4ZM9 249H7V250H9ZM16 249H14V251L16 250ZM47 250L46 251H48V248H46ZM52 249V248H51ZM54 249V250H55ZM63 249H66L65 250V252H64V250ZM196 249V250H195ZM214 249H213V251H214ZM7 250H3V251H6L5 253H8V254H11L13 251H7ZM10 250H13V248L12 249H10ZM19 250V249H18ZM18 250H16V251H18ZM37 250V249H36ZM39 250H37V251H39ZM43 250V251H44ZM53 250V249H52ZM53 250V251H54ZM194 250H195V252H197V256H196V254H195V252H194ZM247 250H249L248 248H246V252L247 253H245V251L243 252L244 254H248L249 252L247 251ZM252 250H249V251H252ZM28 251V252H29ZM50 251V250H49ZM146 251V253H148ZM19 252H20V250H19ZM19 252H18V254H19ZM30 252V253H31ZM134 252V253H133ZM137 252V253H138ZM159 252H162L161 254H163V255H160V253ZM194 252V253H193ZM210 252V251H209ZM256 252V251H255ZM15 253V252H14ZM14 253L13 254H11V257H8V259H7V261H4L3 262V264H13L14 262H17L16 260H15V258L17 259V257L16 256H14V258L12 257L13 255H14ZM22 253V252H21ZM30 253H29V255H30ZM32 253H31V255H30V258H31V256H33L32 255ZM51 253V252H50ZM52 253H55V251L54 252H52ZM66 253H68L67 254V259H66V257L64 256V255H66ZM143 253V252H142ZM158 253V254H157ZM201 255H200V254ZM237 253V252H236ZM239 253V252H238ZM252 253V252H251ZM261 253V254H262ZM3 252H2V256H3ZM17 254V256L19 257V255ZM28 254V253H27ZM34 254V255H35ZM149 254V253H148ZM151 254V253H150ZM151 254V255H152ZM193 254H195V256L193 255ZM198 254H199V257H198ZM211 254H213L212 252H211ZM262 254V255H263ZM4 255H7V254H4ZM29 255H28V257H29ZM35 255V256H36ZM51 255V254H50ZM102 257H101V256ZM138 255V254H137ZM137 255L135 254V256L137 257ZM140 255V254H139ZM253 256L255 255L254 253L252 254ZM252 255L250 256V257H252ZM2 256H0V259H5V258H2ZM9 256V255H8ZM26 256V255H25ZM24 256V254H23V256L21 255L19 258L21 259V260H23V258L25 257ZM34 256V257H35ZM99 256H100V258H99ZM162 256V258H160ZM214 256V257H215ZM246 256V255H245ZM244 256V257H245ZM248 256V255H247ZM257 256H258V254H257ZM255 257V258H257V260H258V257ZM3 257H5V256H3ZM7 257V256H6ZM65 257V258H64ZM122 257L124 260H122L121 261V259L120 258ZM139 257V256H138ZM152 257H153V255H152ZM155 257V256H154ZM210 257V258H211ZM214 257L213 258H211V260H209V262H208V264L209 263H212L213 262V264H217V261H216V259L213 261V259H214ZM243 257V258H244ZM259 257H260V255H259ZM25 258H27V257H25ZM36 258V257H35ZM41 258L40 259H38V260H41ZM141 258V257H140ZM207 258V259H206ZM209 258V259H210ZM216 258V257H215ZM261 258V257H260ZM263 258H264V256H263ZM5 259V260H6ZM19 259V263H17V264H23V263H26V264H28V262L29 261H32L33 262V260H29V261H27V262H25V261H21ZM29 259V258H28ZM32 259V258H31ZM42 259H44V258H42ZM51 259H54V258H51ZM51 259L50 260H48L49 262H51L52 263V261H51ZM153 259V258H152ZM155 260H156V257L154 258ZM250 259V258H249ZM251 259H254L253 257L251 258ZM250 259V260H251ZM262 259V258H261ZM35 260H37V259H35ZM37 260V261H38ZM47 260V258L46 259H44V262ZM56 260H57V256H56V259H55V263L57 264L58 262H56ZM73 259H71L70 258V261H72ZM141 260V259H140ZM155 260H152V262H154ZM207 260V261H206ZM247 260V259H246ZM256 260V261H257ZM1 261L2 260H0V264H1ZM78 261V262H77ZM135 261H137V260H135ZM138 261H139V259H138ZM196 261L194 262V264H196ZM211 261V262H210ZM253 260H251V262H252ZM255 261V264H264L262 261L260 262V261H257V262H260V263H257ZM31 262V263H32ZM42 262V261H41ZM63 263H65L64 261H62ZM216 262V263H215ZM220 262H219V264H220ZM30 263V264H31ZM34 263H35V261H34ZM33 263V264H34ZM58 263V264H59ZM65 263V264H66ZM253 263H254V261H253ZM252 263V264H253ZM36 264V263H35ZM39 264H41L40 262H39ZM43 264V263H42ZM53 264V263H52ZM138 264H142L140 261H139V263ZM152 264H154V263H152ZM155 264H157V261L155 262ZM207 264V263H206ZM247 264H251V263H247Z\"/></svg>",
	"mask_w": 264,
	"mask_h": 264
},
{
	"label": "rangeland",
	"instance_id": "2",
	"mask_svg": "<svg viewBox=\"0 0 264 264\" xmlns=\"http://www.w3.org/2000/svg\"><path fill=\"white\" fill-rule=\"evenodd\" d=\"M0 1H2V2H0V10H2L3 8V10L2 11H4L5 10V8H7V10H9V12L6 10V12H5V15L4 14H2V13H4V12H1L0 14H2L1 16H0V28H1V24H2V28H1V33H2V35H1V33H0V35L1 36H5V37H7L8 36V39H7V41H5L3 38V40H4V43H6V44H4L3 43V41H1L0 40V43H3L4 44V47H6V48H4V47H2V46H0V47H2L1 49H2V51H0L1 53H2V55L0 54V119H2V120H0V122H1V129L2 128H5L6 127V124H5V122H4V117L6 116L8 119H9V122H14V120H15V116L14 115H16V116H19V115H21V113H26V114H30V112L29 111H31L30 109H32L33 111H31V114L32 113H37V111L36 110H38L39 112H40V110H41V112H43L44 113V115L43 116H45V115H47L49 118L50 117H52V119H51V121H52V124H53V122H55L56 124H53L54 126H58L60 129L58 130L59 131V133H58V131H57V133H55L54 134V137H56V138H58V139H61L62 137H65L66 138V140H65V138H62V140H56V142H57V144H55V146L56 145H58V147L60 146V144H62V146L61 147H64L63 145H67L68 143H69V145H70V147H72V148H68V147H64V149L67 151V148H68V150L69 151H67V153L68 154H70V155H74L75 153H77L78 154V152H79V145L80 144H73L72 142H73V140H75V142L78 140V139H80V137H81V139L80 140H78V141H81V143H83L84 141H82V134H83V130H84V127H89V126H91L90 128L93 130V131H91L90 130V128H89V130H87L86 132V134H88V131H90L91 132V134L93 135V133L92 132H94V134H97L98 136L101 134L102 135V133L104 134V133H106L107 132V134L109 133V131L111 132L112 131V129L113 130H116V131H114V132H117L116 133V135L118 136V132L120 133V135H119V137L123 134L124 135V133L125 134H129V136H127V138H126V136H121V139H127V140H129V139H131L130 140V142L131 141H133V138H137V139H134V142H135V140H137L136 142H139L137 145L134 143V142H127V140L125 139L124 141H125V145H126V147H127V143H128V147L127 148H125V149H123L122 148V143L120 142V143H113L112 142V140H113V137H115L116 135L114 134V132H113V136H111L112 137V139H111V137H110V139H111V142L114 144V146H117V150H118V148L120 147V149H122L121 151H122V153L124 152V151H126L128 154L130 153L131 154V152H133L136 148L138 149H136L135 151L136 152H138L139 151V153H138V155L136 154V152H135V155L132 153V156L134 155V158H135V156L136 157H138L139 156V154H140V151H141V153H143V151H144V149L143 150H141L142 148H144V145H145V143H146V141H147V139L149 138V139H152V138H150L149 136H147V135H149V133H151L152 131H154V129L157 127V124L156 125H154V129H152V128H149V130L151 131V132H146V131H149L147 128V126L144 124V123H142V122H144L143 121V118H144V115H148L147 113L148 112H150V108H148V110H146L147 109V107L146 106H153L154 105V101H152L151 103L150 102H148V104H147V102H145V103H143V105H144V107H145V112L146 111H148V112H146L144 115L142 114L143 112L142 111H140V110H143L144 108H138V109H136L135 111H136V113H138V114H136L135 113V111H134V113L137 115H133V114H127V112H126V114L128 115V117L129 116H131V115H133V117L134 116H136L135 118L138 120H135V118H133V117H129V119L130 120H127V123L129 122L130 123V125L132 124V122H133V124L131 125V127H129L132 131V133H137V134H135V136L136 135H138V137H134V135H130V129H128V125L129 124H127V126H126V124H125V121H126V119H128V117L126 116V114H124V116H126L124 119H125V121H124V119H122V121H121V118H117L118 116L120 117V115H122V117H124L123 116V114L121 113V112H123V113H125V111H127L126 109H128V108H132V106H130L129 107V105H127V107L128 108H126L125 110H124V108H125V104H123L119 99H114L115 97V94L113 93V92H111L110 93V95L109 96H107V94L105 95V96H101L100 94H99V91H98V89H97V87L95 88L93 85L94 84H99L100 83V80H101V78L99 77V74L101 75V77L103 76V75H106L107 73L106 72H104V74H103V71H107V69H108V75L111 73H114L113 72V70L115 71V65H117V69H118V67L120 68V69H118V71H116V72H118V74L116 75H114V74H112V75H114V77L115 78H112V77H110V76H112L111 74L109 75V78L110 79H113V80H115V81H118L120 78H122V77H126L127 75H129L130 76V78H129V80L131 79V83H132V80H133V82H135L134 81V79L136 78V80H139V78H140V74H142V71L141 70H139V74L138 75H136V73H135V71H137L138 69H142L143 68V66L141 67V63H142V61L144 60L145 62L147 61V63L148 62H152V57H155V56H157V57H159L160 59H162V58H164L163 56H162V54H164L165 55V53H166V55H167V53H168V47L170 48L171 46H170V42H173L174 41V39H175V41H176V43L179 41L180 42V39L178 40V38H180L181 37V33H182V31H183V35H182V38H184L185 40H186V38H188V40H187V43H188V41H189V39H190V37H191V34H190V37L188 36V37H186L187 35H186V33L188 34L189 33V31L187 32V30H188V28H189V26H191L192 24H194L195 26H198V28L197 29H202V27H204L205 28V26H206V29H208V30H211L212 32L214 31V30H216V31H218L220 34H221V37H223L224 38V40L226 41L227 40V38H229V40H230V43L231 44H234V41H235V38L237 37L238 39H240L241 41H242V44L244 43L245 45H247V47H248V50L247 51H250V50H252V51H250V55L251 54H253V55H255V56H257L259 59H260V54H261V52H259L260 54H257L256 52H258V51H260V49L262 48V47H264V44L263 45H261V40H259L258 38H257V36L255 35V36H253V34H256V32L257 33H259V35H260V37H261V35H262V37H263V40H264V0H131L130 1V4H131V6H132V8L133 9H124V8H117V9H114V7H113V0H109L110 1V5L107 7L106 6V1H108V0H97V3H96V0H20V1H15V0H7L8 2H9V4H7V7L5 6L6 4H4L3 5V3H6V2H3V0H0ZM4 1H6V0H4ZM28 1V7H27V5L25 4L26 2ZM51 1H53L54 3H55V5H54V3L53 2H51ZM55 1H60V3H56ZM82 1V2H81ZM124 1H126V0H124ZM134 1V2H133ZM11 2H13V4L14 3H18L15 7H13L12 5V3ZM19 2H20V4H19ZM23 2H25L24 4H23ZM61 2H63L62 3V5H61ZM128 2V1H127ZM46 3V4H45ZM49 3H50V5H49ZM52 3V4H51ZM65 3V4H64ZM84 3V4H83ZM135 3V4H134ZM10 4H12L11 6H12V8H16V10H23V11H20V14H23V13H25V14H23V16L21 15L20 16V14H18L19 12H17V11H14L13 9H11V7L10 8H8L9 6H10ZM63 4H64V6H63ZM234 4H236L237 5V7L239 8V9H237V8H235L234 7ZM9 5V6H8ZM15 5V4H14ZM19 5V7H20V9H17V8H19V7H17ZM26 5V6H25ZM134 5V6H133ZM137 5V6H136ZM3 6H5V7H3ZM54 6H56L55 8L57 9H55L54 8ZM61 7V9H59L58 7ZM86 6H88V7H86ZM96 6V7H95ZM3 7V8H2ZM22 7V8H21ZM64 7V8H63ZM68 7V8H67ZM87 9L86 11L85 10H83V9H85V8ZM104 8V9H103ZM54 9V10H53ZM63 9V10H62ZM10 10H12V11H10ZM61 10V11H60ZM84 12H83V11ZM14 11V12H13ZM25 11V12H24ZM46 11V12H45ZM48 11H49V13H48ZM56 13H55V12ZM59 11V12H58ZM9 14H8V13ZM11 12V13H10ZM13 12V13H12ZM17 12V13H16ZM22 12V13H21ZM43 12V13H42ZM51 12H52V14H51ZM54 12V13H53ZM61 12V13H60ZM83 12V13H82ZM90 12V13H89ZM14 13H16V17L17 18H15V17H13L14 19H17L18 20V17H19V21H15L14 19V22H13V20L12 21H10L11 19H12V16H14ZM59 13V14H58ZM6 14H8L9 15V18H10V20L7 18L8 16L6 15ZM11 14H13V15H11ZM42 14V15H41ZM51 14V15H50ZM60 14H61V16H60ZM75 14H79V15H81V16H79V15H77V17H75ZM90 14V15H89ZM3 15L5 16V18L3 17ZM25 15V16H24ZM27 15V16H26ZM49 15V16H48ZM56 15V16H55ZM86 15V16H85ZM55 16V17H54ZM79 16V17H78ZM1 17H3V19L5 20H2V18ZM22 17V18H21ZM60 17L62 18V20L60 19ZM88 17V18H87ZM55 18H56V20H55ZM60 19V21H59V19ZM78 19V21H76L75 19ZM80 18V19H79ZM82 18V19H81ZM85 18V19H84ZM38 19V20H37ZM57 19H58V21H57ZM84 19V20H83ZM91 19V20H90ZM177 19H179L178 20V22H177ZM190 19V20H189ZM193 19H194V21H193ZM7 20H9L10 22H13L12 24L11 23H8L7 22ZM20 20L22 21V23L20 22ZM89 20V21H88ZM169 20V21H168ZM172 20V21H171ZM187 20H189V23H188V25L186 24V25H183V23H185L184 21H187ZM197 21V23H196V21ZM55 23H54V22ZM72 21V22H71ZM75 21H76V23H75ZM173 21H176L175 23L173 22ZM183 21V22H182ZM190 21H192L193 23L191 24L190 23ZM17 22V23H16ZM54 24H53V23ZM57 22V23H56ZM59 22V23H58ZM79 22H81V23H79ZM87 22V23H86ZM188 22V21H187ZM186 22V23H187ZM245 22H247L248 24H245ZM7 23V24H6ZM20 23V24H19ZM48 23V24H47ZM60 23H61V25L62 26H59V27H57L58 25H60ZM78 23V24H77ZM85 23V25H83V26H85V27H83L82 26V24H84ZM164 23V24H163ZM167 23H171L170 25H171V27L169 26V25H167ZM4 24H6V25H4ZM9 24H11L10 25V27L12 28V30H11V28H8V25ZM17 24V25H16ZM19 24V25H18ZM23 24V25H22ZM26 24V25H25ZM38 24H40L39 26H38ZM49 25L48 26V28H46V26L47 25ZM72 24V25H71ZM75 24V25H74ZM163 24V25H162ZM179 24V25H178ZM182 24V27H180V25ZM206 24V25H205ZM213 24V25H212ZM13 25V26H12ZM14 25H15V27H14ZM43 25H45V26H43ZM160 25H162V26H164V27H162V26H160ZM166 25V26H165ZM175 25V26H174ZM194 25H192V26H194ZM207 25H208V27H207ZM211 25V26H210ZM217 26V27H215V26ZM249 25V26H248ZM74 26V27H73ZM79 26V27H78ZM176 27V26H179L180 27V32H175L176 31V28H177V31H178V28L179 27H176V28H174V27ZM184 26L185 27H187V29L186 28H184ZM191 26V27H192ZM194 26V27H195ZM251 26H252V28H251ZM50 27V28H49ZM63 27V28H62ZM75 27H77V29L75 28ZM172 27H173V33L170 31V30H172ZM189 28V30H190V32L192 31V30H194V32L192 33V34H195L196 33V28H194V29H192V28ZM211 27L212 28H215V29H211ZM44 28H46V30L48 31V29H49V32L51 33V34H49V36H46L45 37V29ZM56 28L58 29V28H60V29H58V30H60L59 31V34L57 33L58 32V30H56ZM43 29V30H42ZM77 30V31H75V30ZM80 29V30H79ZM165 29V30H164ZM170 29V30H169ZM184 29V30H183ZM186 29V30H185ZM200 29V30H201ZM253 29V30H252ZM35 30V31H34ZM51 30V31H50ZM53 30V31H52ZM74 30V31H73ZM175 30V31H174ZM200 30H198V33H199V31ZM220 30V31H219ZM44 31V32H43ZM79 31H80V33H79ZM162 31V32H161ZM164 31V32H163ZM185 31H186V33H185ZM38 32V33H37ZM174 32H175V35H174ZM254 32V33H253ZM35 33H37V34H35ZM46 33H48V32H46ZM164 35H163V34ZM170 33L172 34V35H170ZM177 33H179L178 34V36H180V37H178L177 36ZM67 34V35H66ZM78 34H80V37L79 36H77ZM137 34V35H136ZM226 34L228 35V36H226ZM34 35H35V37H34ZM40 35V36H39ZM43 35V36H42ZM48 35V34H47ZM50 35H51V38H49L50 37ZM82 35V36H81ZM168 35H170L169 37H168ZM175 36V38L173 39V37ZM184 35H186V36H184ZM189 35V34H188ZM0 36V37H1ZM53 36V37H52ZM55 36H56V38H55ZM76 36V37H75ZM156 38H155V37ZM168 38H167V37ZM173 36V37H172ZM176 36H177V39H176ZM184 36V37H183ZM239 36V37H238ZM38 37V38H37ZM40 37H41V39H40ZM74 37H75V39H74ZM124 37V38H123ZM150 37V38H149ZM163 37L166 39V41H165V39L164 40H162L163 39ZM241 37V38H240ZM53 38V39H52ZM80 38V39H79ZM155 38V39H154ZM172 38V39H171ZM181 38V39H182ZM252 38H254V39H252ZM1 39V38H0ZM57 41H56V40ZM75 40V41H73V40ZM152 40L153 39V43H152V45L153 46H151L150 44H151V41L150 40ZM169 40V42H168V40ZM184 39H183V42H184ZM252 41H251V40ZM35 40V41H34ZM40 40V41H39ZM54 40V41H53ZM76 40H77V42H76ZM80 40V41H79ZM160 40L161 41H163V43L164 44H162V42H160ZM172 40V41H171ZM178 40V41H177ZM38 41V42H37ZM52 41V42H51ZM56 41V43L55 44H51V43H53V42H55ZM82 41V42H81ZM124 41V42H123ZM157 41V42H156ZM165 41V42H164ZM249 41H251V42H249ZM57 42H58V44H57ZM76 43V48L74 47V45H75V43ZM110 44H109V43ZM141 42V43H140ZM178 42V43H179ZM182 42V41H181ZM227 42V41H226ZM47 43H48V45H47ZM81 43V45L79 46L78 44H80ZM150 43V44H149ZM175 42H173V44H174ZM178 43L176 44L177 45V48L176 49H180L181 48V44H179L180 46L178 47ZM185 43V42H184ZM184 43H182V44H184ZM190 43V42H189ZM2 44V45H3ZM10 44V45H9ZM131 44V45H130ZM56 45V46H55ZM130 45V46H129ZM136 45H137V48H135L136 47ZM162 45H163V47H162ZM164 45H165V47H164ZM262 47H261V46ZM10 46V47H9ZM84 46V47H83ZM119 46V47H118ZM126 46H127V48H126ZM129 46V47H128ZM135 46V47H134ZM150 46V47H149ZM166 46H167V48H166ZM9 47V48H8ZM147 47V48H146ZM172 47H174L175 48V46L173 45ZM258 47H261V48H258ZM37 48V49H36ZM48 48V49H47ZM82 48V49H81ZM83 48H85V49H83ZM104 48H105V50H104ZM111 50H110V49ZM132 48H133V50H132ZM140 48H144L143 50H139ZM153 48V49H152ZM163 48V49H162ZM166 48V50L165 51H167V52H163L164 51V49ZM257 48V50H254V49H256ZM75 49V50H74ZM88 49V50H87ZM250 49V50H249ZM5 50V51H4ZM40 50V51H39ZM45 50V51H44ZM85 50H87V51H85ZM90 50V51H89ZM92 50V51H91ZM114 50V51H113ZM134 50H135V52H134ZM139 50V51H138ZM163 50V51H162ZM43 51V53H41ZM78 51V52H77ZM82 51H84V52H82ZM115 52V51H117V52H115L113 55L114 56H112V53L113 52ZM142 52L141 53V58H139V57H137V58H135V57H132V54L131 53H133V56H136L135 54L137 53V52ZM146 51V52H145ZM159 51V52H158ZM162 51V52H161ZM261 51H262V49H261ZM4 52V53H3ZM7 52V53H6ZM48 53V55H47V53ZM112 52V53H111ZM122 52H123V54H122ZM158 52V53H157ZM162 54H161V53ZM177 52V50H175V53ZM77 53V54H76ZM81 53V54H80ZM84 53V54H83ZM107 53H109V54H107ZM157 53V54H156ZM88 54V55H87ZM94 54V55H93ZM115 54H116V56L118 57H116L115 56ZM127 54H131V55H127ZM145 54V55H144ZM159 54H161V55H159ZM178 55H179V53H177ZM7 55V56H6ZM51 55V56H50ZM80 55V56H79ZM86 55V56H85ZM108 55H109V57H108ZM121 55V56H120ZM146 55H148L147 56V58L146 57H143V56H146ZM155 55V56H154ZM249 55V56H250ZM253 55H251L250 57H252ZM42 56H44L43 58H42ZM68 56V57H67ZM76 56V57H75ZM89 56V57H88ZM91 56V57H90ZM107 56V57H106ZM162 56V57H161ZM33 57V58H32ZM86 57H88V58H86ZM106 57V58H105ZM123 57V59H121ZM127 57H130V58H127ZM157 57H155V59L157 58ZM179 57V56H178ZM178 57H176V59L178 58ZM257 57H252V58H256V59H258ZM70 60L69 62H68V59ZM107 58H109L108 60H106ZM144 58V59H143ZM149 58H151V60L149 59ZM252 58H250V60H256V59H252ZM36 59H38V60H36ZM67 59V60H66ZM87 59V60H86ZM111 59V60H110ZM120 59V60H119ZM125 59V60H124ZM147 59V60H146ZM153 59V63H155L156 62V60H160V59ZM258 59V60H259ZM114 62H117V64L116 63H114ZM117 60V61H116ZM126 60H127V62H126ZM129 60V61H128ZM154 60H155V62H154ZM164 60V59H163ZM34 61H36V62H39V63H36V64H34L35 62ZM76 61H77V64H76ZM122 61V63H120V62ZM125 61V62H124ZM134 61H135V63H134ZM141 61V62H140ZM165 61V60H164ZM164 61H162V63L164 62ZM257 61V60H256ZM68 62V63H67ZM73 62V63H72ZM111 62V63H110ZM129 62V63H128ZM159 61H157V63H158ZM113 63L115 64V65H113ZM126 63V64H125ZM161 63V61L159 62V64ZM37 64H38V66H37ZM69 64V65H68ZM103 64V65H102ZM123 64H124V66H123ZM131 66V64L133 65V66H129V65ZM165 64V63H164ZM23 65H24V67H23ZM70 66L69 68H68V66ZM72 65L74 66V67H72ZM77 65V66H76ZM102 65V66H101ZM111 65V66H110ZM119 65V66H118ZM120 65H121V67H123V69L120 67ZM125 65H127V66H129V67H127V66H125ZM36 67H37V70H36ZM60 67H61V69H60ZM64 68V70H63V68ZM65 67H67V71H66V68ZM109 67H110V69H109ZM127 67V68H126ZM133 67V68H132ZM34 68H35V70H34ZM73 68V69H72ZM92 68H94V69H92ZM104 68H105V70H104ZM68 69H69V71H68ZM70 69H72V71H73V73L71 72V70ZM113 69V70H112ZM116 69V70H117ZM122 69V70H121ZM137 69V70H136ZM29 70H30V72H29ZM32 70H34V72L32 71ZM91 70H93L92 72H91ZM97 70V71H96ZM110 70H112V72H110ZM119 70H121L122 72H119ZM16 71V72H15ZM21 72V73H18V72ZM32 71V72H31ZM63 71V72H62ZM128 71V72H127ZM29 72V73H28ZM63 73L62 75L63 76H61V74L60 73ZM68 72V73H67ZM88 72V73H87ZM99 72H102V74L101 73H99ZM17 73V74H16ZM70 73V74H69ZM92 75H91V74ZM94 73V74H93ZM120 73H122V74H120ZM127 75H126V74ZM134 73V74H133ZM19 74V75H18ZM30 75V77L28 76V75ZM35 74V75H34ZM73 74V75H72ZM90 74V75H89ZM131 74L133 75V76H136V77H131ZM21 75V76H20ZM38 75V76H37ZM60 75V76H59ZM67 75V76H66ZM96 75H98V78H100V80L98 79V83L97 82H94V81H96V78H95V76ZM107 75V76H108ZM120 77H119V76ZM123 75V76H122ZM20 76V77H19ZM27 76L29 77V78H27ZM31 76H33V77H31ZM35 76V77H34ZM69 76V77H68ZM72 76V77H71ZM89 76H91V77H89ZM119 78H118V77ZM129 76H127V77H129ZM137 76H139V77H137ZM27 80H26V79ZM95 78V80H92V79H94ZM90 79V80H89ZM118 79V80H117ZM30 80H31V82H30ZM84 80H85V82H84ZM114 82V81H113ZM136 82H138V81H136ZM135 82V84L134 83H132L133 85H134V87H133V85L131 86V87H133V88H135V87H139V84L138 83H136ZM74 85V86H73ZM136 85V86H135ZM90 86V87H89ZM33 87V88H32ZM92 87L94 88V91H96L95 93H94V91H93V89H92ZM22 88V89H21ZM23 90V91H22ZM69 90V91H68ZM89 92H88V91ZM40 91V92H39ZM17 92V93H16ZM25 92V93H24ZM42 92L45 94H42ZM72 92V93H71ZM41 93V94H40ZM55 93V94H54ZM69 93V94H68ZM65 94V95H64ZM75 94H77L76 96H75ZM99 94V95H98ZM36 95V96H35ZM40 95V96H39ZM47 95V96H46ZM61 95V96H60ZM75 96V98H74V96ZM18 96V97H17ZM42 96H44L43 98L45 99H43V98H41ZM59 96V97H58ZM72 97V98H71ZM81 97V98H80ZM101 97V98H100ZM105 97H107L108 98V101H107V98H105ZM38 98H40V99H38ZM47 98V99H46ZM60 98V100H58ZM77 98V99H76ZM103 98H105V99H103ZM12 100H13V102H12ZM40 100V101H39ZM44 100V101H43ZM56 100H57V104H56ZM74 100V101H73ZM87 100V101H86ZM114 100H116L117 101V103L114 101ZM18 101V102H17ZM20 101V102H19ZM22 101V102H21ZM38 101V102H37ZM49 101V102H48ZM52 101H53V103H52ZM73 101V102H72ZM83 101V102H82ZM104 101H106V102H104ZM40 102V103H39ZM49 103V104H47V103ZM61 102V103H60ZM85 102H86V104H85ZM113 102H114V104H113ZM122 104H121V103ZM10 103H12V104H10ZM15 105H14V104ZM18 103V104H17ZM20 103V104H19ZM42 103V104H41ZM51 103V104H50ZM75 103V104H74ZM156 103H158L157 101L155 102V104ZM22 104V105H21ZM25 104V105H24ZM45 104L47 105L46 107H45ZM78 106H77V105ZM83 104V105H82ZM111 104V105H110ZM152 104V105H151ZM158 104H160V103H158ZM11 105H12V107H11ZM17 105V106H16ZM53 106V107H58V108H54L53 109V107H51V106ZM60 105V106H59ZM64 105V106H63ZM74 105H76V106H74ZM136 105H138V104H136ZM135 105V106H136ZM14 106H16V107H14ZM24 106H26V107H24ZM30 106H31V108H30ZM49 106V107H48ZM63 106V108H61ZM159 106V105H158ZM21 107V108H20ZM35 107V108H34ZM37 107V108H36ZM41 107V108H40ZM43 107V108H42ZM50 107H51V109L53 110H51L50 109ZM106 107V108H105ZM112 107V108H111ZM143 107V106H142ZM154 107H156V109H151V112L152 113H154L153 111L155 110H157V104H156V106L154 105ZM153 107V108H154ZM7 109L8 111H11L10 113H8L7 114V110H4V109ZM10 108H11V110H10ZM14 108V109H13ZM88 108V109H87ZM102 108V109H101ZM121 108H123L122 110L123 111H121ZM131 108L129 109V111H131ZM159 108V107H158ZM12 109L13 110H15V113H14V111L12 112ZM28 111H27V110ZM43 109V110H42ZM50 109V110H49ZM61 109H63V110H61ZM82 109V110H81ZM85 109H87V110H85ZM94 110V111H92V113H90V110ZM103 109H104V111L106 112H104L103 111ZM110 109V110H109ZM4 110V111H3ZM23 110H24V112H23ZM35 110V111H34ZM59 110V111H58ZM69 110V111H68ZM112 110V111H111ZM117 113L116 115L115 114H113V112L114 111ZM159 110L160 111H156V112H159V114L160 113H162V111L164 110H161V108H159ZM49 111H51V112H53V113H51V112H49ZM68 111V112H67ZM101 111H102V113H101ZM110 112V114H109V112ZM120 111V112H119ZM18 112H19V114H18ZM29 112V113H28ZM88 112H89V114H88ZM94 112V113H93ZM99 112V113H98ZM108 112V113H107ZM114 112V113H115ZM150 112V113H151ZM164 112V111H163ZM12 113V114H11ZM13 113H14V115H13ZM58 113H60V115L58 114ZM70 113V114H69ZM108 114L107 116H109V115H112V118H111V116H109V117H107V118H104V116L103 115H99V114ZM130 113H132V112H130ZM141 113V114H140ZM165 113H167V112H165ZM165 113H163V115L165 114ZM13 115L14 117V120H13V118H12V116L11 115ZM18 114V115H17ZM95 114V115H94ZM62 115V116H61ZM92 115V116H91ZM97 115V116H96ZM115 115V116H114ZM142 116V118H141V116ZM162 115V114H161ZM162 115V116H163ZM166 115V114H165ZM169 115V114H168ZM11 116V117H10ZM46 116V117H47ZM54 116H55V118L56 119H58V120H55V118H54ZM72 116V117H71ZM139 116H140V118H139ZM167 116V115H166ZM166 116H163V118H166L167 119V117ZM58 117V118H57ZM61 117V118H60ZM99 117V118H98ZM103 117V118H102ZM117 119H119L120 120V123H118L119 122V120H117ZM138 117V118H137ZM147 117V116H146ZM161 117V116H160ZM49 118H45V126H46V122H47V124L49 125V123L51 124V122H50V119ZM60 118V119H59ZM96 118H98L99 119V121L98 120H96ZM109 118V119H108ZM115 118V119H114ZM49 119V120H48ZM78 119V120H77ZM103 119H104V121L105 120H107L106 122H105V124L103 123V128H102V122H103ZM131 119H133L132 121H131ZM12 120V121H11ZM48 120V121H47ZM94 120V121H93ZM141 120H142V122H141ZM169 120H172L171 118H168V121ZM3 121V122H2ZM59 121H61V122H59ZM90 121V122H89ZM96 121H98L97 123H96ZM116 121H118L116 124H115V122ZM164 121V119L162 120V122ZM59 122V123H58ZM94 122V123H93ZM124 122V123H123ZM140 122V124H138ZM62 123V124H61ZM90 123V124H89ZM101 123V124H100ZM106 123H108V125H106ZM135 123V124H134ZM144 124V125H142V124ZM59 124V125H58ZM117 124L119 125L118 126V128H117ZM46 126V127H51L50 129H52V125H50V126ZM79 125V126H78ZM99 125H100V127L103 129V130H101V128L99 127ZM106 125V126H105ZM111 125V126H110ZM166 126L167 127V125L165 124V123H162L161 125H160V123H159V127L158 128H156L157 130L158 129H160V128H162L163 126ZM169 125V124H168ZM53 126V127H54ZM66 126V127H65ZM70 126V127H69ZM92 126H93V128H92ZM108 126V127H107ZM125 126V127H124ZM143 126H144V128H146V129H143ZM146 126V127H145ZM170 126H172V125H170ZM79 127V128H78ZM97 127H99L100 128V130L98 129H96L95 130V128H97ZM105 127H106V129L107 128H109V129H111V130H109V129H105ZM116 127V129H114ZM142 127V128H141ZM57 128V127H56ZM62 128V129H61ZM127 128V129H126ZM168 128V127H167ZM164 129V128H162V130H163V132H162V134H158V133H160V130H159V132L157 133V130L155 131L156 132V134H155V132L154 133H151V137H154V135H155V137H154V139L155 138H158V136L159 135H164V136H161V137H169V139H166V138H162V141H163V143H162V141H160V142H156V143H158V145H154V148L156 149L157 148V146H160V147H162V149H164V150H162L161 149V151H160V148L158 149L160 152H162V153H160L159 151H158V155H157V152H156V150H155V152H154V156L153 157H155V158H153L152 157V159L154 160V161H157V162H155L154 163V161H153V164H152V169H150L149 168V166H150V164L148 165V163L147 162H149V163H151L152 161H151V158L149 159V161H148V158H149V155H145L144 157L145 158H143V160H146L147 162V164L145 163H142V162H144V161H141L142 159L140 158L141 157V154H140V157H138V158H140L139 159V161L138 160H135V159H138V158H133V157H130L131 155H129V160L131 161V163L133 164V166L135 167V164H136V162H138V164H136V167L134 168L132 165V169H131V174L132 173H134V172H137L136 170H138L137 169V165L139 166V167H141L142 165H146V167H148V169L151 171H157V169H156V164L159 162L160 164H161V167H160V169L161 168H163L165 165V161L167 160V155H169V160L167 161L170 165V168H172V166H173V168H174V165H175V170H176V168H178V170H176L174 173H177V174H179L178 172H180V174H179V176H181L183 173H190V172H192V170L191 171H188L189 169H193V172H197V173H195V174H193V172H192V174H193V176L195 175L196 177L197 176H200L201 174H202V176H200L199 178L201 179H204V176L206 175V173L207 174H210V175H206L205 177V182H204V184L206 183V182H209V180H210V178H211V182H213V183H211V182H209V183H211V184H214L215 183V181H213V180H216V181H218L219 183H215V185L217 184V186H216V188H218L219 187V189H216V188H213L212 189V186L214 187V185H210V186H207V188L209 187V189L211 190V196L213 195V193H214V195L211 197L213 200H212V202H214L215 200V202L214 203H216V204H214V203H212L213 205H212V207H215V209L214 210H216L214 213L216 214V213H218L217 211H219L220 210V206H221V208L223 207V205L225 206V208H223V210H224V212L226 213V215L225 216H228V217H225V218H223V220H228V221H226V222H231L232 223V221H233V219H235L233 216H229V215H227L228 213V209H230V206H231V209H233V198H237V199H239V200H237V199H234L235 200V202L238 204L239 203V205L241 204V201H242V199L243 198H245V195H248L249 194V191L251 190V192L254 190V189H257V187H258V189L259 188H261V185H262V188L260 189V190H254V193H257V192H259L256 196H255V199H257L260 195L259 194H261L262 195V190H263V184H264V178H263V174H262V172H264V169H262L263 167H264V165H262L261 163V161L262 160H259V158L258 157H261L260 159H262V151L260 152L259 150H257L256 151V149H254L255 150V152L257 153H255L254 152V150H252L255 154H256V158H255V155L252 153V151L251 152H249L250 150H251V148L250 149H248L249 148V145H245V144H247L246 142L247 141H245L244 142V145L245 146H247V147H243L242 149H241V151L242 152H244V149H245V151H247L246 149H248V151L247 152H244L243 154H241V155H239L238 156V158L236 159L237 161L234 163V165H233V167L231 168V175H230V177H229V181L231 182H229L228 181V187H227V189H225V190H223L222 189V185H221V182H222V175H224V173H225V166H224V164L221 162H219V161H221L222 160V156L221 157H219L220 155H218V153H217V155L218 156H216L215 158V162L217 163V161H218V165H216V163L214 164L213 162V160H212V163H213V165H215V166H217L216 168H215V166H212V163H210L211 161L209 160V159H207L206 158V161H207V166H206V168L203 170L202 168H201V166L200 165H198L199 163L196 161V158H201V157H199V155H197V153H188L187 151H182L181 152V149H177V147L175 148L174 146H172L173 148H172V150L173 151H176V152H174V153H172L173 151L171 150V148H169V147H171V142H172V130H171V127H169L168 129ZM10 129V128H9ZM49 128H48V132H49V130H50ZM88 129V128H87ZM105 129V130H104ZM142 129V130H141ZM75 130V131H74ZM78 130V131H77ZM86 130V129H85ZM84 130V131H85ZM109 130V131H108ZM128 130V131H127ZM135 130V131H134ZM145 132H144V131ZM169 131V133H167L168 131ZM61 131V132H60ZM80 131V132H79ZM95 131H97V133L95 132ZM127 131V132H126ZM46 132H47V128H46V131H45V134H46ZM47 132V133H48ZM56 132V131H55ZM70 132V134H68ZM75 133V134H73V133ZM76 132H78V133H76ZM89 132V133H90ZM139 132V133H138ZM60 133L63 135H60ZM85 133V132H84ZM100 133V134H99ZM131 133V134H132ZM142 133V134H141ZM147 133V134H146ZM50 134V133H49ZM58 134V135H57ZM86 134H85V137H86ZM91 134H88L89 136H88V138L86 137H84L85 138V140L87 139H89V141H90V138H91V141L94 139V138H92L93 136H95V139H97V140H99V137L101 136H99V137H96L97 135H91ZM107 134H105V136H103L104 138H109V137H107V136H110L109 134L107 135ZM141 134V135H140ZM143 134H146L145 136H143V138L146 140V141H142V140H144V139H142L141 137H142V135ZM158 134V136L156 137V135ZM166 134V135H165ZM60 135V136H59ZM84 135V134H83ZM91 135V136H90ZM115 135V136H114ZM47 136V135H46ZM50 136V135H49ZM62 136V137H61ZM73 136V137H72ZM76 136H78V137H76ZM103 137H100V139H102ZM125 137V138H124ZM129 137V138H128ZM132 137V138H131ZM14 138V139H13ZM12 139H13V141L12 142H16L17 141V138L16 137H13ZM48 136L47 137H45V141H47L48 139ZM50 138H51V136H50ZM55 138V139H56ZM78 138V139H77ZM147 138V139H146ZM47 139V140H46ZM64 139V140H63ZM94 139V140H95ZM115 139V138H114ZM117 139V138H116ZM149 139H148V143H149ZM153 139V142H152V140H151V142H152V144L154 143V144H156L155 143V141H159V140H161V138H160V136H159V138L156 140H154ZM164 139V140H163ZM168 140V142L166 141V140ZM50 140V139H49ZM69 142H68V141ZM84 140V139H83ZM86 140V141H87ZM94 140H93V142H94ZM96 140V141H97ZM104 140V139H103ZM103 140H100V141H103ZM19 141V140H18ZM17 141V142H18ZM86 141L84 142V144L86 143ZM114 141V140H113ZM122 141V140H121ZM60 142V143H59ZM62 142V143H61ZM88 142V141H87ZM99 142V141H98ZM150 142V143H151ZM167 142V143H166ZM65 143H67V144H65ZM78 143V142H77ZM100 143V142H99ZM106 143V141H104L103 143L101 142V144H105ZM112 143L110 144L109 143V146L111 147L112 146ZM129 143H130V145H129ZM136 145H134V144ZM143 143V144H142ZM147 143V144H148ZM159 143H160V145H159ZM89 144H92V142L91 143H88V145ZM94 144H98L97 142H95ZM121 144V145H120ZM131 144H132V146H131ZM139 144H140V147L141 146H143V147H139ZM162 144H164L163 146H162ZM21 144H20V142H19V144H18V146H20ZM134 145V146H133ZM149 145V144H148ZM167 145V146H166ZM169 145V146H168ZM174 145V144H173ZM244 145H242V146H244ZM68 146V145H67ZM109 146H106V149L108 150L110 147ZM113 146V147H114ZM119 146V147H118ZM150 146H152L153 147V145H151L150 144ZM156 146V147H155ZM61 147H59V148H61ZM108 147V148H107ZM113 147H111L108 151H110L111 149L113 150ZM135 148L133 151L132 150H130L129 152H128V150H126V149H129V148ZM139 147V148H138ZM16 148V149H15ZM74 148H76V149H74ZM77 148H78V151H77ZM116 148V147H115ZM254 148V147H253ZM12 149V150H11ZM14 149V150H13ZM18 149H19V147H7V148H5V151H2V152H0V191L2 192L3 191V193L4 192H6V193H4V194H7V195H9V194H13V192L11 191V189L9 190V192L10 193H7V191L6 190H8L9 188H10V186L11 187H13L14 185V187H13V191H14V194H17L18 192H16L15 191V187H17V185H18V187H19V185H21V183H22V185L24 184V182L26 181V179L25 178H27V177H25L26 175H29L30 176V178H28V181L24 184V186H26V187H28L29 185H31V183H38L39 182V187L37 186V188H35V189H32V191L33 192H31V189L30 188H27V189H29V190H25L26 192L28 191L29 193H26L25 192V194H26V196L25 195H23V194H18V195H13L14 197H16L17 198V196H18V200L15 198V199H12V197H9V201H13L12 203H9L8 202V204L9 205H11V206H8L7 205V203L6 202H4V200L6 201V199L5 198H7V197H5L4 198V195H2V193H0V207H1V203L3 204V203H5L6 204V207L8 208H6L5 207V205L3 204L2 206H4V207H2V208H0V211H1V213H2V211H3V209L5 208L6 210H8V212L10 211H15V212H13V213H9L7 216H5L6 214H4V215H1L0 216V222H2L3 224H4V226H5V228H6V226H9V224H11V222L10 223H8V222H6V225H5V221H7V220H11L12 222L14 221V223H15V221L17 222V221H19V222H17V224L18 223H20L23 219H25L26 218V216L28 217V219L31 217H34V216H31L30 215V213L31 212H33L32 213V215L33 214H36L35 216L37 217H35V218H32L33 219V221L32 222H34V224L36 225H40V227L41 228H45V230L48 232V233H46V232H44L43 234L42 233H39L38 234V239H39V243H38V246H39V248H40V250L41 249H43L44 250V248L46 247V248H48V251H46L47 249L45 248V250L43 251V250H41L42 252H44L43 254H46V255H49V257L51 256V258H54V259H51V258H48V256H46V258H47V260L44 262V259H46L45 258V255H44V257H42V258H44V259H42L41 257H38L34 252L32 253L31 251H29V249L30 250H32V251H34V248H35V252L36 253H38L39 252V256H43V254L41 253V255H40V250L38 249V246H37V244L35 245V246H31V245H28L27 243H26V240L23 238V241H22V239H21V236L23 235H21V236H16V235H19L17 232V229H15V225H16V223L14 224V223H12L11 225L13 226V228H12V226L10 227L9 226V228H10V230L12 229L13 230V232H15V231H17L15 234H14V236H13V234H12V230L10 231V230H8L9 228H6L7 229V231H8V233L10 234H8V235H6L7 233H6V230H5V228H4V226H2L3 224H1L0 225V228H1V226H2V229H0V235H1V237H0V256H2V252L4 253V254H7V255H4L3 254V256H5V257H3L2 256V258H7L8 259V257H11V254H13L14 252V255L12 256L13 258H14V256H16L17 257V259L15 258V260L17 261V262H14L13 264H17V263H19V257L22 255L23 256V254H24V256L25 257H27V258H23V260H21V261H25L26 259V261L25 262H27V261H29V260H33V262L32 261H29L28 262V264H30L31 262V264H33L34 263V261H35V263L36 264H39V262L42 264H56L54 261H55V259H56V256H57V260H56V262H60V261H58L60 258H58V257H62V256H60V253H58L57 252V250L55 249L56 248V246H57V248H58V246L59 245H61L60 243L62 242V244H63V242L66 240L67 241V239H66V237H64V235L66 236L67 234H68V232L67 231H69V230H66V229H68L66 226V228H64V231L66 230V232L64 233V235L62 234L64 231H63V228H61L58 224H59V221H58V218L56 217V216H54L53 215V212L51 213L50 211L52 210V208H50V205H49V207H46L48 204H49V202L51 203V201H52V199L50 200L49 198H48V196L50 197L51 195H53V192H52V194L51 195H49V192H51L50 190H44V192L46 193H48V194H45L44 192H43V190L42 189H45L47 186H45V188H43L44 186H43V183H41V182H43L42 181V179H43V176H42V172L41 171H45L46 169H47V167H46V169H42V170H39L40 168H42L43 166L45 167L47 164H44V163H48L49 162V160H47V161H43L44 159V157L42 158L43 160H41L40 162L42 163H39L38 161L39 160H37V162L39 163V164H37L36 163V166H34L35 168L34 169H36L38 166L40 167V165L42 166V167H38L37 169L39 170L38 171V173L36 174V178L34 177V175L32 174V176L29 174L30 172H28V170H29V168H30V166L27 164V160L25 161L24 159L22 160V158L20 157V155H18ZM72 149V152L74 153V154H72V153H69V152H71L70 150ZM105 149V148H104ZM105 149V150H106ZM177 149V150H176ZM116 150V149H115ZM114 150V151H115ZM116 150V151H117ZM124 150V151H123ZM13 151V152H12ZM163 151L165 152V154L163 155V156H165V157H161L162 156V154H163ZM170 151V152H169ZM222 151V150H221ZM221 151H219V152H221ZM118 152V151H117ZM119 152H120V150H119ZM118 152V153H119ZM181 152V153H180ZM260 152V153H259ZM5 153H7V154H5ZM94 153H96V152H94ZM104 153V152H103ZM106 153V152H105ZM100 154V156H97V155H95V158H96V160H98L99 162H101V164H100V172L102 171V173H104V174H101V175H103V177L104 176H106V175H111V170L112 169H117V166H115V164L116 165H118V167H119V163L116 161L115 163H114V167H116V168H114L113 166H112V162H114L115 161V158H114V156H113V152H112V154H111V152H107L106 154ZM118 153H116V155L118 154ZM121 153V154H122ZM179 154V155H176V154ZM184 153H188L187 155L188 156H190L189 154H192L190 157H192V156H194V159H193V157L192 158H190L193 162H194V165H193V162H191L190 161V159L188 158V156L187 155H185ZM247 153V154H246ZM252 153V154H251ZM261 155V156H259V154ZM9 154V155H8ZM97 154H99V153H97ZM107 154H109V155H111L112 156V159H110L109 157H108V155ZM120 154V153H119ZM118 154V155H119ZM120 154V155H121ZM172 154V155H171ZM176 155V158H177V161L178 162H175V160H176V158H175V155ZM181 154H182V156H181ZM223 154V151L221 152V155ZM252 155V156H250V155ZM89 155H91V154H89ZM102 155V156H101ZM155 155H157V156H155ZM185 156V158H188V159H186V160H184L182 157H184ZM198 157H197V156ZM243 155H244V157H243ZM248 155V156H247ZM258 155V156H257ZM147 156V157H146ZM178 156V157H177ZM196 156V157H195ZM246 156V157H245ZM10 157V158H9ZM172 157H173V159H172ZM182 159H181V158ZM251 157V158H250ZM254 157V158H253ZM2 158V159H1ZM12 158V159H11ZM101 158H103V159H101ZM105 158V159H104ZM131 158L133 159V160H131ZM158 158V159H157ZM178 158H179V160L181 161V162H179V160H178ZM246 158V159H245ZM252 158H253V160L254 159H258L259 161V163L262 165V167H260L259 166V163L257 164L256 163V161L257 160H255V161H253L252 160ZM14 159V160H13ZM160 159V160H159ZM164 160V162H163V160ZM171 159V160H170ZM212 159V158H211ZM219 159V160H218ZM221 159V160H220ZM251 159V160H250ZM107 161V162H105V161ZM114 160V161H113ZM172 160H174V161H172ZM188 160V161H187ZM112 161V162H111ZM130 161H129V164H131L130 163ZM134 161V162H133ZM151 161V162H150ZM163 163H162V162ZM170 161V162H169ZM186 162L187 164L189 163V164H191L192 163V165L193 166H195V167H189V166H187V164H185L184 162ZM210 161V162H209ZM246 161H247V163L250 165L251 163L253 164V163H255L256 165H258L259 167H258V169H257V166L256 165H252L251 164V166L250 167H253V168H250V169H248V164H246ZM252 161V162H251ZM9 162V163H8ZM16 162V163H15ZM21 162V163H20ZM44 162V163H43ZM111 162V163H110ZM140 162L142 163V164H140ZM173 162V163H172ZM175 163V164H174ZM177 163H179L178 165H180L179 167H177L176 166V164ZM183 163V164H182ZM210 163V164H209ZM15 164V165H14ZM171 164H173L172 166H171ZM196 164V165H195ZM221 164L223 165V167H220L221 166ZM13 165V166H12ZM24 165V166H23ZM141 165V166H140ZM183 165V166H182ZM210 165H211V167H210ZM22 168H21V167ZM48 166V165H47ZM79 166V165H78ZM103 166V167H102ZM107 166V167H106ZM130 166V167H131ZM168 166V165H167ZM185 166V167H184ZM191 166V165H190ZM198 166V167H197ZM18 167H19V169H18ZM43 167V168H44ZM80 167V169L79 168H77L78 169V171H80L81 169H86V170H88V167L87 166H85V165H82L81 164V166H79ZM113 167V168H112ZM143 168H145L144 166H142ZM208 167V168H207ZM214 169H213V168ZM218 167H220V168H218ZM235 167V168H234ZM8 168V169H7ZM26 168H28V170L26 171ZM107 170H109V168H110V170L109 171H107ZM180 168H182L181 170H180ZM196 169V171H194L195 169ZM140 170L142 169V168H139ZM203 170V171H197V170ZM211 169H213L212 171H211ZM105 170V171H104ZM133 170V171H132ZM149 170H147V168H145V171L142 169L140 172H146V171H149ZM170 169L168 168V172H169V174L171 175V173L174 171L173 169V171L171 172V171H169ZM180 170V171H179ZM187 172H186V171ZM206 170V171H205ZM209 170V171H208ZM217 170V171H216ZM219 170H221V171H223L222 173H221V171H219ZM260 170H261V173H260ZM26 171V172H25ZM106 171H107V173H106ZM113 171L114 170H112V175L110 176L111 178H109V176H108V178L106 177V179H109V180H112L113 181ZM153 171V172H154ZM181 171H182V173H181ZM32 173H34L33 171H31ZM108 172H110V174L108 173ZM139 171L137 172L138 173V175L136 176V174L137 173H135V176L137 177V178H139V177H141L140 176V173ZM154 172V173H155ZM199 172V173H198ZM206 172V173H205ZM216 172V173H215ZM218 172V173H217ZM219 172L221 173L220 175H218L219 174ZM245 172V174H243ZM28 173V174H27ZM42 173V174H41ZM70 173V172H69ZM68 172H67V174L65 173V171L63 172V175H62V179H64V181H68V182H70V180L72 181L71 183H75L73 180H76L75 178H77V176L76 175H74V176H76V177H72L73 175H72V173L71 174H69ZM74 173H76L77 174V171H73V174ZM146 173H148V172H146ZM205 173V174H204ZM211 173H215L214 175H212ZM21 174V175H20ZM25 176H24V175ZM177 174L175 175V176H177ZM191 174V173H190ZM200 174V175H199ZM216 174H217V176H220V179H218V177L216 176ZM246 174H248L246 177H244L243 178V175H246ZM262 174V175H261ZM40 175L42 176V178H40ZM133 175V174H132ZM28 176V177H29ZM38 176V177H37ZM173 176H174V174L172 173V175H171V177H172V179H173ZM175 176H174V179H175ZM194 176V177H195ZM213 176V177H212ZM232 176V177H231ZM72 177V178H71ZM33 178L35 179V180H33ZM67 178V179H66ZM70 180H69V179ZM85 178V177H84ZM84 178L82 179H80V182L78 183L79 185L80 184H82V186L80 185V188L79 187H75L74 189H75V191L74 190H72V189H70V190H67V191H70V192H68V195L67 196H65L64 195V197H67L68 199L69 198H73V196H75L76 195V193L79 195V193H80V196H79V198L77 199L76 197H78V195L77 196H75L74 197V200H75V203L74 204H76V203H79V206L78 207H80L81 206V200L83 199V197L82 196H84V194L86 193V191H87V189H85V190H83L84 188L83 187H85L88 183H84L83 182V180H84ZM207 178H209V180L207 179ZM21 179V180H20ZM150 178H148L147 179V181H150L149 180ZM198 179V178H197ZM247 179V180H246ZM29 180H31V181H34V182H31V181H29ZM81 180H82V182H81ZM208 180V181H207ZM220 180V181H219ZM243 180V181H242ZM263 181V184H261V182ZM16 182H17V184H16ZM67 182V183H68ZM88 182V181H87ZM243 182H244V184H243ZM260 184H259V183ZM15 183V184H14ZM20 183V184H19ZM28 183H29V185H28ZM66 183V182H65ZM84 183V184H83ZM208 183V184H209ZM241 183H242V185H241ZM77 184V185H78ZM230 184V185H229ZM246 184V185H245ZM254 184V185H253ZM257 184H259V186L256 185ZM3 185V186H2ZM21 185V186H22ZM78 185V186H79ZM84 185V186H83ZM207 185V184H206ZM218 185H220V186H218ZM9 186V187H8ZM20 186V187H21ZM42 186V187H41ZM244 186L245 187H247V189H250L251 188V186L253 187V188H251L250 190H248V192H247V189L245 188V189H243L244 188ZM250 186V187H249ZM3 187V188H2ZM7 189H6V188ZM211 187V188H210ZM4 188L6 189L5 191H4ZM38 188H41V190L42 191H37V194L38 195H36L35 193H36V190L38 189ZM77 188H78V190H77ZM83 188V189H82ZM205 188H206V186H205ZM81 189V190H80ZM213 190V191H212ZM215 190H217V191H215ZM240 190H242L241 192H240ZM74 191V192H73ZM85 191V192H84ZM161 191V193H159ZM165 191H166V189L165 190H163V189H161V190H159L158 191V195H162V196H160V198L158 197V199H157V202L159 203V201L161 202V207L159 206L158 208L160 209V210H158L157 211V209L158 208H155V209H148L147 208V206L145 205L144 207H145V210L149 213V216H150V220H148V219H144L143 218V216H144V214H143V211L141 210V209H139L141 212H142V214H141V212L138 214V215H136L137 217H141V218H143L144 220H143V223H144V221H145V225H143L142 224V227H140V225L138 224V226L135 224V223H137L135 220H131V222H132V228L131 229H127V231L125 232V233H127L126 235H125V233L123 232V231H120V230H118V231H116V233H118L119 234V240L121 241V238H123L124 236H126V237H124V238H126V241L129 239L130 241H134V243L132 242H128V244H131V246H134V248H135V250L134 251H136L138 248H140V247H145V246H140L139 245V247L137 248V247H135L136 245H138L139 243L138 242H140L139 240H138V238H135L133 235L134 234H137V232H139L140 233V229L139 228H145L144 226H146V228H145V230H147L153 237H155L156 238V240H159V242H160V232L162 231V230H164V231H162V234H164V233H167L168 231H169V229H171L168 233H170L169 235L168 234H164V235H168L169 237H171V239H172V241L171 242H174L173 240L175 239L174 237L177 235L176 233H178V225H179V221H178V218H180V217H178L177 216V213H173L172 212V210H173V208H172V206H170V205H168L167 204V202H166V200H168V193L166 192L165 193ZM215 191V192H214ZM228 191H230V192H228ZM257 191V192H256ZM35 192V193H34ZM39 192V193H38ZM44 194H43V193ZM73 194H72V193ZM82 192H84V193H82ZM213 192V193H212ZM235 192H239L237 195H236V193ZM246 192V194L245 195H243L244 193ZM33 193L37 196V198L39 199L40 197H41V195H44V196H47V197H44V196H42V198H46L45 200H43L42 198V200H40V201H38L35 197V195H33ZM41 193V194H40ZM103 193H105V194H107V192H103ZM229 193H233V195H236V197L235 196H232V194H229ZM248 193V194H247ZM263 193H264V190H263ZM11 194V195H12ZM73 196H72V195ZM75 194V195H74ZM83 194V195H82ZM166 195V197H164L163 195ZM215 194H216V196H215ZM250 194H252V193H250ZM249 194V195H250ZM6 195V196H7ZM10 195V196H11ZM21 195V196H20ZM22 195H23V197H22ZM40 195V196H39ZM71 195V196H70ZM108 195H110L109 193L107 194V197H108ZM223 195V196H222ZM228 195H229V198L230 197H233L230 201H229V199H228ZM231 195V196H230ZM240 195V196H239ZM69 196V197H68ZM220 196H222L221 198H219V199H221V200H219V199H216V197L218 198V197H220ZM244 196V197H243ZM258 196V197H257ZM263 196H264V194H263ZM263 196H260V197H262V199H260V197L258 198L259 199V202H258V204L260 205V208H262L261 209V211H262V213H263V215H264V198H263ZM2 197H3V199H2ZM13 197V198H14ZM164 197V198H163ZM215 197V198H214ZM248 197V199H247V201L249 200L250 202H251V200H250V198H249V196H247ZM257 197V198H256ZM12 200H11V199ZM23 198H31V199H33V202L31 203V199H29V200H31V201H29V202H24V201H28V200H25V199H23ZM223 198V199H222ZM8 199V198H7ZM23 199V200H22ZM71 199H69L70 201H71ZM80 199V201H77V200H79ZM160 199V200H159ZM165 199V204H164V201L163 200ZM228 199V200H227ZM240 199H241V201H240ZM255 199H253V200H255ZM257 199V200H258ZM15 200V201H14ZM19 200H20V203L21 202H23V205H22V207H21V204H19ZM47 200H50L49 202L47 201ZM73 200V199H72ZM218 200V201H217ZM237 200V201H236ZM244 200V199H243ZM252 200V201H253ZM34 201H35V203H34ZM37 201V202H36ZM43 201H44V203H43ZM46 201H47V203H46ZM77 201V202H76ZM220 201V202H219ZM222 201H224V202H222ZM232 201V202H231ZM239 201V202H238ZM15 202V203H14ZM163 202V203H162ZM228 202V203H227ZM229 202H231L232 204H230ZM249 202V203H250ZM255 202V201H254ZM254 202H252L253 204H254ZM29 203H31V205L29 204ZM42 203H43V205H42ZM69 203H71V207L70 208H72V203H73V201H71V202H69ZM217 203H218V205H217ZM257 203V202H256ZM29 205V207L27 208H24V209H22L23 208V206H28ZM34 204V205H33ZM160 204V203H159ZM208 204V203H207ZM219 204H221V205H219ZM228 204V205H227ZM235 204V203H234ZM19 207V210H18V208H17V206ZM32 205L33 206H35L34 207V209H36L37 207L36 206H38L39 207V209H40V207H41V213L42 214H39L40 212V210H38V212H37V209H36V211L34 210L33 211V207H32ZM164 205V206H163ZM168 206V208H167V206ZM226 205H227V207H226ZM230 205V206H229ZM16 206V208H13V207H15ZM31 206V207H30ZM21 207V208H20ZM44 207V208H43ZM52 207V206H51ZM103 207V206H102ZM101 207V208H102ZM212 207H210V208H212ZM32 208V209H31ZM45 208H47V209H45ZM48 208L50 209V211L48 210ZM87 208H89V209H86V210H89L88 212H91L92 213V209H90L91 207H87ZM150 208V207H149ZM170 208V209H169ZM228 208V209H227ZM240 207L238 206L237 207V209H239ZM4 209V213H7V212H5L6 210ZM15 209V210H14ZM22 209V210H21ZM25 209H28L27 211L25 210ZM30 209V210H29ZM80 209V208H79ZM78 209V213H79V210ZM166 209V210H165ZM227 209V210H226ZM26 212H25V211ZM91 210V211H90ZM99 210V209H98ZM164 210V211H163ZM167 210H169V211H167ZM213 210V208L211 209V211H214ZM22 211H24V213L22 212ZM28 211L30 212L29 214H28ZM155 211V212H154ZM158 213H160L162 216H165V217H162L160 214H157V212ZM165 211H167V212H165ZM231 211H233V210H231ZM231 211H229V212H231ZM234 211H236L235 210V208H234ZM233 211V212H234ZM35 212V213H34ZM37 212V213H36ZM55 212V211H54ZM153 212H154V214H153ZM164 212V213H163ZM172 212V215L170 214ZM232 212V213H233ZM237 212V211H236ZM235 212V215L237 214ZM24 215H23V214ZM26 213V214H25ZM51 213V214H50ZM85 213V212H84ZM86 213H87V211H86ZM84 214V216H80L79 218H80V222L79 221H76V222H79V223H81L82 222V219H83V217H84V219H85V216L87 217V214ZM91 213H89V214H91ZM155 213H156V215H157V217L160 219V220H162L163 219V221H165V222H168L167 224L165 223V224H162V222H160L159 221V219H158V222H157V225L155 226V220H154V217L156 218V215H155ZM167 213H169L170 214V216H169V214H167ZM240 213H242V214H237V217L239 216V217H241V218H239V220H237V221H235L234 222V224L232 223V225L234 226L235 225V223H236V227H233L235 230H237V232L234 234V231L232 232V235H231V233L229 234V231H228V229H229V227H228V229H227V227L226 226H224V228L226 229H224L223 228V226H221L220 228H221V230H220V232H223V233H225V234H227L228 235V237H229V240H230V242L232 241V240H234L233 242H234V244L236 243V245L238 246L240 243L242 244V245H244V242H243V240H245L246 242H245V244L247 243L248 244V240L250 241V243L251 244H253L254 242H256L257 241V238L258 237H256V235H257V231H256V233H255V237H254V239H252L251 237H253L254 236V231H255V229L256 230H260V229H262V228H264V223L262 222V220L264 219V216L263 217H260V214L258 213V214H253L251 211H250V213H252V214H249V212L248 213H244V212H240ZM257 213V212H256ZM261 213V214H262ZM11 214V215H10ZM19 215V216H17V215ZM23 215V217L21 216V215ZM88 214V215H89ZM153 214V215H152ZM168 216H167V215ZM178 214H179V211H178ZM15 215L18 217V218H20V220L19 219H15V218H17V217H15ZM29 215V216H28ZM39 215V216H38ZM50 215V216H49ZM78 215V214H77ZM155 215V216H154ZM160 217H159V216ZM232 215H234V213L232 214ZM248 215L250 216V215H253L252 217H254V219H256V220H254L252 217H248ZM255 215V216H254ZM256 215H259V218H258V220L259 219H261V218H263V219H261V220H259V221H257V217H256ZM9 217V219H7V218H5V217ZM153 216V217H152ZM177 217V220H175V218H172V219H174L175 220V222H174V224L172 223L173 221H172V219H171V217ZM179 216H180V214H179ZM12 217V218H11ZM14 217V218H13ZM22 217V218H21ZM44 219H42V218ZM51 217V218H50ZM53 217H55V218H57V219H53ZM75 217H77V216H73V218L74 219H76V220H78L77 218H75ZM144 217H147V216H144ZM167 217L169 218V219H171V220H167L166 221V219H167ZM231 217V218H230ZM233 217V218H232ZM256 217V218H255ZM2 218H5L4 219V221H1V220H3ZM40 219V222H39V219ZM47 220H46V219ZM88 218V217H87ZM90 218H92L91 217V215L89 216V219H88V221H86V222H88V224H89V220H92V219H90ZM166 218V219H165ZM245 218V219H244ZM13 219H15V220H13ZM27 219V218H26ZM32 219H30V220H32ZM34 219H35V221H34ZM38 219V220H37ZM52 219H53V221H52ZM62 219L64 220V218L62 217ZM83 219V220H84ZM152 219L154 220V224H153V222H152ZM254 221V223H253V221ZM29 220V221H30ZM36 220H37V222H36ZM232 220V221H231ZM244 220V225L246 224L247 225V227H244V226H242V224L243 223H241L242 221ZM251 220V221H250ZM44 221H46V222H44ZM48 221V222H47ZM49 221L51 222H53L54 224H55V222L56 221H58V223L57 224H55V225H57V226H55L56 228L58 227V232L60 233V231H62L61 232V236H59V238H58V234L59 233H57V231H56V229L55 228H53L54 227V224H52L51 226H49L48 224H51V223H49ZM55 221V222H54ZM157 221V220H156ZM172 221V222H171ZM176 221H177V223L178 224H176ZM255 221H257V222H255ZM261 221V222H260ZM44 222V223H43ZM75 222V223H76ZM85 222V224H87ZM130 222V223H131ZM170 222H171V224H170ZM221 223H222V221H220ZM249 222V224H252V225H254V227H256V228H254L253 226H251V225H249V226H251V228L253 227L254 228V230L252 231V234L250 233V231H249V233H247V229L249 228L248 227V223ZM262 223V225H260V223ZM78 223V224H79ZM91 223V222H90ZM148 223V224H147ZM221 223L219 224V226L221 225ZM231 223H229L230 225H231ZM239 223H241V224H239ZM255 223H259L258 225L260 226V229H259V226L257 225V224H255ZM14 224V225H13ZM22 224V223H21ZM27 224V222L24 224V225H26ZM33 224V223H32ZM159 224V225H158ZM162 225V227L164 228V229H162V227H161V225ZM176 224V225H175ZM237 224H238V226L240 227V229H236L237 228ZM24 225H22V226H20V224H19V226L18 227H16V228H18V230H19V232H22L23 230H22V228H24V229H27L28 228V226H25V227H23ZM36 225V226H37ZM39 225L37 226V228H35V226H33L35 229H36V231H35V229L33 228L32 230H30V231H32V232H36L34 235H36L37 236V229H41V228H39ZM46 225H48V228H47V226ZM137 227H135V226ZM153 225H154V227H153ZM164 225V226H163ZM165 225H167V226H169V227H165ZM177 226V229H176V227L175 226ZM226 225H228V223H226ZM232 225H231V227H232ZM241 225V226H240ZM257 225V226H256ZM69 226V225H68ZM263 226V227H262ZM32 227V225L31 226H29V228H31ZM50 227V228H49ZM70 227H72V226H70ZM69 227V228H70ZM79 227H80V225H79ZM161 227V228H160ZM174 228V229H176V230H174V229H172V228ZM230 227V228H231ZM238 227V228H239ZM243 227V228H242ZM60 228L62 229V230H60ZM155 228H157L156 230H155ZM251 228H250V230H251ZM15 229V230H14ZM20 229L22 230V231H20ZM162 229V230H161ZM165 229H167L168 231H166ZM242 229H244V231L246 232V234L247 235H243L242 233L240 234L239 233V231L238 230H240V232L241 231H243ZM2 230V231H1ZM34 230V231H33ZM129 230H131L132 232H136V233H133V235L131 234L130 235V233L129 232H131V231H129ZM150 230H152V232L150 231ZM160 230V231H159ZM174 231V233L176 234L175 236H174V233H173V231ZM229 230H231V229H229ZM4 231V232H3ZM11 233H10V232ZM27 231V230H26ZM43 231H44V229H43ZM42 231V229H41V231H39V232H43ZM56 231V233L55 234H52L53 232H55ZM155 231V232H154ZM156 231H158V232H156ZM166 231V232H165ZM228 231V232H227ZM243 231V232H244ZM28 233H29V231H27ZM27 232H23L24 234L25 233H27ZM31 232V233H32ZM52 232V233H51ZM164 232V233H163ZM173 234H172V233ZM210 231L208 230V232H205V233H208V235H209V237L208 236H206L207 234H205L204 232H203V234L202 235H205L206 236V240H205V236H200V241L198 240V243H200V244H202L201 242H204V244H202V247H201V245L200 244H198V247H199V249H198V247H197V249L199 250V252L202 254L203 253V250L206 248H208L207 249V254H208V256H210V255H214L215 253L216 254H218V256L219 257H217V256H210L211 258H213L214 257V259H213V261L216 259V261H217V264H219V260H217L218 258H221L220 256H222L221 254L219 255V249H220V247L221 246H219V245H221V239L219 238V236H218V234H216L215 235V240H213L212 238H211V232L209 233ZM244 232V233H245ZM128 233H129V235H128ZM216 233V232H215ZM259 233H260V231H259ZM258 233V234H259ZM21 234V233H20ZM30 234V233H29ZM49 234L51 235V236H49ZM106 234V235H105ZM173 236H172V235ZM236 236H234V235ZM249 234V235H248ZM2 235H3V237H2ZM33 234L31 235H28L27 237L31 240V238H30V236H33V238H34V240L35 239H37V238H35L36 236H34ZM54 235H56V238L59 240H62V241H58L57 239L56 240H54V238L55 237H53V239L51 238L52 236H54ZM104 235L106 236V238L108 237V239L110 238V235H109V233L108 232H104ZM124 235V236H123ZM240 236V240L242 241H240L239 239V241H240V243H237V242H235V239H232L233 237L232 236H234L235 238H239V236ZM241 235H243L244 237H245V239H244V237L243 236H241ZM6 236V237H5ZM11 236V239H13V238H17V241L19 242V243H17V241H16V239H15V241H14V239L13 240H11L9 237ZM13 236V237H12ZM25 236V235H24ZM40 236V237H39ZM48 236V237H47ZM130 236H132V237H130ZM216 236H218V237H216ZM248 236H251V237H248ZM258 236H261L262 237V233H260ZM45 237V238H44ZM61 237H64V239L63 238H61ZM241 237H242V239H241ZM246 237H248L247 238V240H246ZM1 238H3V240L1 239ZM26 238V237H25ZM32 238V239H33ZM50 238L52 239V240H50ZM106 238H104V241H102L101 242V244H103V243H107L108 242V240L106 239ZM158 238V239H157ZM203 238H204V240H203ZM6 239H8L9 240V242H6L7 240ZM40 239H41V241H40ZM44 239V240H43ZM132 239V240H131ZM136 239V240H135ZM256 239V240H255ZM262 239H263V237H262ZM260 240L261 242H260V248L258 247V249L257 250H261V246L263 245V250H264V242H263V240ZM6 240V241H5ZM11 240V241H10ZM48 240H50L51 241V243H49L48 242ZM64 240V241H63ZM203 240V241H202ZM211 240V241H210ZM216 240H218V241H216ZM220 240V241H219ZM252 240V241H251ZM259 240V239H258ZM22 241V245L20 244V242ZM42 241H44L43 243H42ZM52 241H54L53 242V244H55L54 245V248H53V244H52ZM55 241H58V243L56 242L55 243ZM66 241L64 242V243H66ZM136 241H138V242H136ZM175 241H176V239H175ZM208 241V242H207ZM254 241V242H253ZM2 242V243H1ZM4 242V243H3ZM6 242V243H5ZM11 242V243H10ZM38 242V240L36 241V243ZM45 242H46V244L48 245V247L47 246H42V248H41V245H45ZM216 242H220V243H216ZM253 242V243H252ZM9 245H8V244ZM40 243H42V244H40ZM138 243V244H137ZM207 243V244H206ZM214 243H215V245H214ZM250 243L248 244V246L250 245ZM2 244V245H1ZM4 244H6V245H8V246H12L10 249H12L13 248V250H10L9 248H8V246H6L5 245V249L3 248V246H4ZM14 244V245H13ZM15 244H17L16 246H18V244H20L19 246H18V248L16 249L15 247ZM50 244H51V246L52 247H50ZM109 243H107V245H108ZM134 244V245H133ZM136 244V245H135ZM140 244H142V242L140 243ZM143 244H144V242H143ZM142 244V245H143ZM210 246H209V245ZM231 244H232V251L233 252H235V254L236 255H238V254H240L238 257H240V258H242V261H237L238 262V264H247V263H253V261H254V263L253 264H255V261L257 260V258H255L256 256H257V254H258V260L257 261H262L263 263H264V258H263V256H264V254L262 253V251L260 252H258L257 250H255V251H253L252 249H253V247H255V248H257V246H259V241H257V243L256 244H258V245H256V246H252L251 245V248L250 247H247V245H246V248H248L249 250H252V251H249V250H247L249 253L248 254H244L243 252L246 250V248H245V245L244 246H240L239 245V247H241V249H240V251H239V248H238V251H237V246L236 245H234L232 242H231ZM148 245V244H147ZM146 245V247L145 248H143L144 250H142V251H140V253L138 252L139 250H141L142 248H140V249H138V253L137 252H133L134 253V259L135 260H137V261H135V260H133V262L135 263V264H138L139 263V261L142 263V264H152V263H154L155 264V262L157 261V264H163L162 262H160L159 261V255H158V257L156 256V254L154 255V253L152 254V252L150 251H147L148 250V248H149V246H147ZM2 246V247H1ZM15 246V247H14ZM96 246V245H95ZM95 246H93V247H95ZM206 246H209V247H206ZM217 247V248H212V247ZM218 246H219V248H218ZM7 247V248H6ZM30 247V248H29ZM33 247V248H32ZM105 247L106 246H103V248L105 249ZM148 247V248H147ZM200 247H201V249H200ZM233 247H235V249L233 248ZM242 247L243 248H245V250L243 249L242 250ZM55 251V253H52V252H54L52 249ZM103 248H100L99 250H97V248H96V250H97V252L99 251V253H101V251H103L102 249ZM133 248V247H132ZM133 248V249H134ZM204 248V249H203ZM212 248V249H211ZM254 248V249H255ZM7 249H9V250H7ZM14 249H16V250H20V252H19V250L18 251H14ZM39 250V251H37V250ZM147 249V250H146ZM149 249H151V246H150V248ZM213 249H214V251H213ZM3 250H7L8 252L9 251H13L11 254H8V253H5L6 251H3ZM50 250V251H49ZM64 250V252H65V250L66 249H63ZM196 250V249H195ZM195 250H194V252H195ZM219 250V251H218ZM29 251V252H28ZM146 251L149 253H146ZM210 251V252H209ZM18 252H19V254H18ZM22 252V253H21ZM32 253V255L33 256H31V258H30V255H31V253ZM51 252V253H50ZM143 252V253H142ZM193 252V253H194ZM211 252L213 253V254H211ZM237 252V253H236ZM239 252V253H238ZM252 252V253H251ZM28 253V254H27ZM29 253H30V255H29ZM153 255V257H152V255ZM160 253V255H163V254H161L162 252H159ZM199 253V254H200ZM245 253H247L246 251H245ZM255 254L254 256L252 255V254ZM263 255H262V254ZM17 254L19 255V257L17 256ZM36 256H35V255ZM51 254V255H50ZM67 254L68 253H66V255H64L65 257H66V259H67ZM135 254L137 255V257L135 256ZM140 254V255H139ZM158 254V253H157ZM195 254H196V256H197V252H195ZM195 254H193L194 256H195ZM199 254H198V257H199ZM200 254V255H201ZM210 254V255H209ZM9 255V256H8ZM28 255H29V257H28ZM246 255V256H245ZM248 255V256H247ZM252 255V257L254 258V259H251L252 257H250ZM259 255H260V257L262 258H260L259 257ZM7 256V257H6ZM36 258H35V257ZM101 256V255H100ZM100 256H99V258H100ZM103 256V255H102ZM101 256V257H102ZM139 256V257H138ZM156 257V260L154 259L155 257ZM245 256V257H244ZM64 257V258H65ZM141 257V258H140ZM210 257H207L208 258V262H209V260H211V258ZM244 257V258H243ZM29 258V259H28ZM41 258V260H38V259H40ZM63 258V257H62ZM70 258L71 259H73L72 261H70ZM120 258V257H119ZM122 258V257H121ZM120 258V259H121ZM153 258V259H152ZM160 258H162V256L160 257ZM206 258V259H207ZM210 258V259H209ZM253 260L252 262H251V260ZM5 259H0V260H2L1 261V264H3V262L4 261H7V259L5 260ZM25 259V260H24ZM35 259H37V260H35ZM51 259V261H52V263L51 262H49L48 260H50ZM69 261L68 262H70V263H66L67 261H65V259L64 260H62V261H64L66 264H75L76 263V259L75 258H73L72 256H70L69 255ZM138 259H139V261H138ZM141 259V260H140ZM247 259V260H246ZM54 260V261H53ZM61 260V259H60ZM122 260H124L123 258L121 259V261ZM152 260H155L154 262H152ZM193 260L194 261H191V263L190 264H194V262L197 260V257H193ZM42 261V262H41ZM61 261V263L62 264H65V263H63ZM207 261V260H206ZM256 261V262H257ZM78 262V261H77ZM208 262H206L207 264H208ZM211 262V261H210ZM260 262H257V263H260ZM34 263V264H35ZM57 263V264H58ZM205 263V264H206ZM216 263V262H215ZM23 264H26V263H23ZM60 264V263H59ZM77 264H80V263H77ZM196 264H197V261H196ZM209 264H213V262L212 263H209ZM220 264H221V262H220Z\"/></svg>",
	"mask_w": 264,
	"mask_h": 264
},
{
	"label": "crops",
	"instance_id": "3",
	"mask_svg": "<svg viewBox=\"0 0 264 264\" xmlns=\"http://www.w3.org/2000/svg\"><path fill=\"white\" fill-rule=\"evenodd\" d=\"M203 30H201L200 32H203L204 30H205V28H202ZM206 31V30H205ZM207 31H208V29H207ZM210 31V32H209ZM208 32H206V33H204V35L202 34V36L204 37H202L201 35H199L200 36V41L197 43V41L196 40H199V38H197V37H199L198 35H197V37L196 36H194L196 33H198V31L194 34V35H192L191 37H190V41H193V42H191L192 43V49H191V47L190 46H188V47H190V49L191 50H193V52H195V53H193L194 55H195V57L198 59V57H199V55H200V57L203 55V54H206L205 56L203 55V57H201L200 58V60L202 61V58H203V61L201 62L199 59L198 60H196V58L195 57H193V60H191L192 59V56H194V55H192V51H190V49L187 47V45H189V44H187V45H185L184 47L186 48V50H187V52H185V54H181V56H183V57H185V56H189L188 58H189V60L188 61H186L188 58L187 57H185V59L186 60H184V62L186 61V62H191L192 64L190 65L189 63H185L186 64V66H188V65H190L191 66V68H190V66H189V68L187 69L186 68V66H185V64H184V62L181 64L180 62L182 61L181 59H184L183 57H180L181 59H180V65H182V69L184 70L185 68V70L184 71H187V70H190V76H189V78L188 77H186V76H188L189 75V73L188 74H186V75H184V74H182V73H180V68H181V66L179 67V68H177V70H179V71H174V74H176V76L178 77V78H185V79H188V80H194L198 75H199V73H201L204 77H206L207 79H212L213 78V76L215 75V74H217V77L218 78H220V76H221V78L224 76H227V78H225V79H227V82H229V81H231V82H233V81H236V80H240V79H243L244 77H245V75H244V73H245V71H246V69L242 66V64H241V62L240 61H238L236 58V52L238 51V49L236 50V45L235 44H231L230 43V40H229V38H227V41L229 40V42H224V38L223 37H221V34H220V38L218 39V38H215L213 35H212V31L211 30H209ZM210 33V34H209ZM198 34H200V33H198ZM206 34H208V35H206ZM196 37V39L195 40H192V39H194V37ZM212 36V37H211ZM226 36H228L227 34H226ZM202 37V38H201ZM192 38V39H191ZM203 39V40H202ZM219 40V41H218ZM222 40V41H221ZM208 41H210V42H212V43H210V51L207 49L206 50V48L203 46V43L204 42H208ZM196 42V43H195ZM223 43H225V44H229L228 46L226 45V47H227V49H228V52L227 51H225L226 50V47H225V44H223ZM223 46H222V45ZM195 47H194V46ZM234 47H233V46ZM245 46V47H244ZM223 47V48H222ZM225 47V48H224ZM243 47H244V49H246V51L248 50V47H247V45H243ZM195 48L197 49L198 48V50H201V48L203 49V50H201L200 52L198 51V56H197V50L195 51ZM200 48V49H199ZM205 49V50H204ZM232 49V50H231ZM185 50V51H186ZM220 50V51H219ZM222 50V51H221ZM191 53H190V52ZM206 51H209V52H206ZM236 51V52H235ZM217 52H218V54H217ZM223 52L225 53L226 52V55L229 53V58H231V60L229 59V61L230 62H226V61H224L225 60V57H228V56H226L225 54H223ZM187 53H190L189 55H187ZM208 54V55H207ZM224 56H223V55ZM190 55H192V56H190ZM207 56V57H206ZM220 56H221V58L223 57V60L222 59H220ZM233 57V58H232ZM206 58H209V61L208 62H205V59ZM211 59V60H210ZM220 59V60H219ZM196 60V61H195ZM219 60V61H218ZM193 61H195V62H201V63H199V65L200 64H202V63H204V67L202 66V67H200L199 68V65H197V63H195L194 64V62ZM214 61V62H213ZM218 61V62H217ZM222 61H224L223 63H225L226 62V64H222ZM237 61V62H236ZM254 62H256V60H251L250 61V63H249V72H250V78L251 77H255L256 75L258 76V75H261V73L262 72H260V71H262L261 69H263L262 67H259V65H260V62L259 61H257L256 62V65H254L253 63ZM151 66L153 65V67H151V70H149L148 72L150 73V74H147V75H151V73L152 74H155V75H157L158 73H159V71L156 69V66H155V64L154 63H150V62H148ZM147 63V64H148ZM215 63V64H214ZM218 63H220V64H218ZM184 64V65H183ZM259 64V65H258ZM195 65H196V67L198 66V68H199V70H197L196 71V69H198V68H196L195 67ZM218 65V66H217ZM222 65L224 66V67H222ZM155 66V67H154ZM209 66V67H208ZM222 67L223 69H224V75L223 74H221V72L220 71H223V70H221L220 69V67ZM253 66V67H252ZM258 66V67H257ZM261 66V65H260ZM185 67V68H184ZM193 67V68H192ZM208 67V68H207ZM215 67V68H214ZM152 68H153V70H152ZM154 69H156L155 71L156 72H154ZM205 69H206V71H205ZM208 69V70H207ZM215 69V70H214ZM251 69V70H250ZM257 71H256V70ZM260 69V70H259ZM183 70H181V72L183 71ZM193 70V71H192ZM194 70H195V72H194ZM255 70V71H254ZM145 70H143L142 71V77H145L146 76V73H148V72H144ZM150 71H153V72H150ZM214 71V72H213ZM218 71V72H217ZM244 71V72H243ZM253 71V72H252ZM176 72V73H175ZM179 72V73H178ZM191 72L193 73H196V75L193 73L192 75H191ZM257 73V72H259V74H255L254 75V73ZM263 72H264V70H263ZM212 73V74H211ZM171 74H173V72L171 73ZM182 75V77H180L181 75ZM221 74V75H220ZM155 75H153V76H155ZM180 75V76H179ZM223 75V76H222ZM237 75V76H236ZM263 75V74H262ZM240 76V77H239ZM150 77H152V75L150 76ZM191 77V78H190ZM193 77V78H192ZM235 77H237V78H235ZM220 78V79H221ZM256 78V77H255ZM223 79L224 78H222V81H223ZM225 81V80H224ZM226 82V81H225ZM224 87H226V88H224ZM230 88H232L233 89V91L235 90V88L234 87H230ZM229 88V86H227V85H225V86H223L222 88H220L219 89V91H218V97L221 99V101L223 102V104H226L225 102H228L227 103V107H229V106H231L232 105V102H234L236 99V95H237V93H238V91L237 90H235V92L232 94L233 96V100H231L232 102H229L230 101V94H231V89ZM229 91V92H228ZM232 91V92H233ZM225 93H227L226 95H225ZM230 93V94H229ZM229 94V95H228ZM229 97H228V96ZM235 95V96H234ZM224 96V97H223ZM225 96H227L226 97V99H225ZM227 100V101H226ZM229 100V101H228ZM204 103H203V105H207L208 104V100H206V99H203L202 100ZM228 104H230V105H228ZM223 107H226V105L224 106L223 105ZM204 108V107H203ZM202 108V109H203ZM206 110H203L202 112H205ZM207 112V111H206ZM197 113V114H196ZM196 116H198L197 118H196ZM201 116V117H200ZM203 116V117H202ZM209 116H210V114H208V116H207V113H201V110H200V114L198 113V111L196 112V110L195 111H193V114H192V117H191V124L189 125L190 127L191 126H193V128H195V129H199V130H202V131H204V129H207V124L209 123V121L210 120H212L213 118H212V116L210 117V118H212V119H210L209 118ZM169 118H171L170 117V114H169V116H168ZM196 119V120H195ZM172 121V120H171ZM170 120L169 121H167V120H164L163 122L166 124V123H172L171 125V130L175 127V124H174V122H171ZM162 122V123H163ZM192 122H194V123H196L195 125H197V126H195L194 127V124L192 123ZM203 122V123H202ZM207 122V123H206ZM210 122H212V121H210ZM232 122V123H231ZM230 123L231 124H227L228 125V130H229V128H230V131H228V133L226 132V134H228V136H226V134H224V136H226L227 138H225V141L223 142V144L225 145V146H223L224 148H223V154H222V163H224V166L225 167H228L230 170H229V174L231 175V168L233 167V165H234V163H235V161H236V159L238 158V157H234L233 159H231L230 157V155H228V151H227V146H228V144H229V142H230V135L235 131L234 130V119L231 121ZM157 123V122H156ZM206 125H205V124ZM158 124V123H157ZM174 124V125H173ZM199 124V125H198ZM211 124V123H210ZM210 124H208V126L210 127ZM218 125H221L220 127H221V129H218V127H216L217 128V131H218V133H220V131L222 132V129L225 127V124H223L224 125V127L222 126V124L220 123V124H218ZM217 125V126H218ZM227 125H226V127H227ZM229 125H230V127H229ZM202 128H201V127ZM204 126H206L205 128H204ZM190 127H189V129H190ZM201 129H200V128ZM208 127V128H209ZM223 127V128H222ZM192 128V127H191ZM192 128V129H193ZM194 129V130H195ZM196 130V131H197ZM199 130L197 131V132H199ZM220 130V131H219ZM233 130V131H232ZM202 131H200V132H202ZM227 143V144H226ZM225 154V155H224ZM224 155V156H223ZM240 155V154H239ZM202 157H205V158H207V159H210L211 157H209V156H202ZM209 157V158H208ZM213 157V156H212ZM216 157V156H215ZM215 157L214 158H212L213 160L215 159ZM224 157V158H223Z\"/></svg>",
	"mask_w": 264,
	"mask_h": 264
},
{
	"label": "snow or ice",
	"instance_id": "4",
	"mask_svg": "<svg viewBox=\"0 0 264 264\" xmlns=\"http://www.w3.org/2000/svg\"><path fill=\"white\" fill-rule=\"evenodd\" d=\"M262 119H264V117H262Z\"/></svg>",
	"mask_w": 264,
	"mask_h": 264
}]
</instances>
